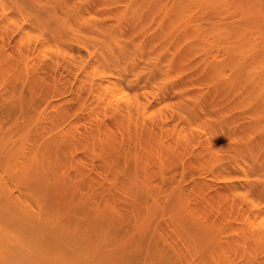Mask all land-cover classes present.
Segmentation results:
<instances>
[{
	"label": "rangeland",
	"instance_id": "obj_1",
	"mask_svg": "<svg viewBox=\"0 0 264 264\" xmlns=\"http://www.w3.org/2000/svg\"><path fill=\"white\" fill-rule=\"evenodd\" d=\"M6 1V0H5ZM5 1L3 0V2L5 3ZM31 1H33L34 3L33 4H31L32 2ZM37 1H38V4H37ZM29 0L28 2H31L30 4V6H27L29 3L28 2H26L25 0L24 1H22V0H19V2L17 1V3H16V1L15 0H10V2H12L13 4H12V7H11V3L9 2V0L8 1H6V4L4 5V7L6 6V7H9V11H8V15L9 16H11L10 14H12L13 15V21H14V23H15V25H19V23H20V25L22 26V24L24 23V21H25V24H23L24 26L25 25H27L28 27H29V29L30 30H32L31 28H33L34 29V31L32 30L31 31V33L32 32H36V34L35 33H33V35L35 34V36L39 33V34H41L42 35V37L44 38V41L45 42H48V44H50L51 42V47H54L55 48V46L56 47H59V49H61V50H59L60 51V53H58V54H61L62 52H63V55H57V57L56 58H53L54 56H55V54L53 53V54H48V52H46L45 54L46 55H39V58H38V60L36 59L37 57H38V54H41V53H37L36 54V50H38V48L35 50L36 52H35V55L37 56V57H32L33 59H35L34 61H30L28 58H30V55H32V56H35L34 55V52L32 53V54H30L29 56H28V54L29 53H27L26 55L28 56H24L25 55V52L23 53L22 52V50L23 49H21L22 47V45L20 46V43H19V41L22 39L23 40V38H20V37H18L17 38V36H21V34L19 33V31L17 32V31H15V33H16V35H15V33H14V30H13V32H11L10 30H8V28L7 29H5L4 30V27L5 26H1V25H3V23H4V25H6V23L5 22H3V20L2 19H4L3 17H2V19H0V34H3V35H0V36H2V38L4 39V41L1 39V37H0V44L1 43H3V42H5V40H7L6 41V43H4L6 46H4V48H5V52H6V50H7V52L9 53H7L8 55H7V58H6V53H4L5 54V58L6 59H1V60H5V61H3V62H0V65H3V66H1V67H3V68H1L0 67V76L2 77H0V93H3V94H5L6 93V91H4L5 90V88H6V90H7V92H8V90H10V88L8 87H6V85L5 84H7L8 86H9V82L11 83V81H13V84L11 83L10 85H12L13 86V88L16 86V88L18 89V91H17V89L16 88H14L13 90H14V92H18V94L17 93H15V95H14V93L12 92L11 93V95H13L12 97H13V101L14 100H16L18 97H20V96H22L21 95V93H19V91L22 89L23 91H24V93L25 94H28V96H29V94L31 95V97L34 99V100H29V99H31L30 97H28L29 99L27 100L26 99V103L27 102H29L30 104H34V101H35V104H37V105H35V108H39V111H41V110H44L45 111V114H47V118H46V120L45 121H47V122H49L50 124L52 123V125H53V127H49L50 129H52V128H54V129H56V130H54V129H52V132H53V134L55 135V133H54V131L55 132H57V131H59L60 129V131H62L63 129H67V130H69L68 128H70V132H72L71 131V128H72V130L74 129V131L73 132H75L78 136L77 137H79V138H81L82 139V141H83V143H82V147H80V149H78V151H76V154H79V156L81 155V160L83 161H81L80 159H77L78 161L80 160V162L81 163H83L84 165L82 166L83 168H84V171H86L85 172V175H84V178L82 177V176H80L79 178H77L78 180H80V178L82 177L85 181H86V178L87 179H89V178H91V179H93L95 176L96 177H99V173L101 174V173H103L104 175H107V177L110 179V178H112L111 177V173H112V175H113V172H114V169H113V172H111V170L112 169H109V168H111V166H114L113 164L112 165H107V163H109L110 164V157L108 158V157H106V159H109V161L108 160H106L107 162H105L104 163V161L105 160H102V159H104V156H106V154H104V153H106V152H103L102 150H101V147H99L100 145H99V141H97V143L98 144H96V143H90L91 141H88V143H87V139L89 138L88 136H90V134L92 133V131H93V135H96L97 136V133H100V134H98V136L100 137V138H102L103 136H107L108 134L106 133V132H109V135H110V138H111V136H112V138H114L113 140H118V144L120 145V143H124V146L123 147H127V149H126V147H125V149L127 150V152H130V151H132V150H137V149H140V146H141V149H143V150H141L140 149V151L138 150V153H137V151H135V152H133L132 151V153L130 152V156L129 157H132V155L134 154V153H137L139 156H141V157H143V158H141L140 160V164H139V170H138V172H140V173H137V175H142L143 177H139L138 176V180H139V182L141 183V182H144V181H146V185H144V183H143V186L145 187H148V188H146V191H145V189H144V187H143V191H145V192H147V189H148V195H153V194H151V188H152V190L154 191V192H152V193H154L155 195H153V197H157L156 198V204H155V207L153 208V213L154 212H156L155 214H151V212H150V215L148 216V214H147V210H144L143 209V211L144 212H146V213H144L141 209L142 208H140L139 209V207L140 206H138V213H142L141 215L140 214H138V215H140V216H142L143 218H144V216H143V214L145 215V216H147L148 218H149V220L148 221H151V222H153V223H151V227H153V226H157L156 227V229L157 230H159V231H156V229H155V231L153 232V233H156L155 235L157 236V232H161L162 233V235L163 236H165L167 239L169 238L172 242L171 243H175V242H173V237L174 236H172L173 234L174 235H176L175 234V232L173 231V229L175 230V228L173 227V223H174V220H176V219H174V217L176 218L177 217V220H178V218H180L179 220L181 221V223H184V225H186V223H187V225L188 224H190L191 222L190 221H192V223L191 224H193V222H197V223H199V222H203L204 221V223H210L209 225V229H210V231H211V234H213L212 236L213 237H215L216 236V238H217V234L219 235V238H221L220 240H221V242H223V246L224 247H227L229 250H226V249H223L225 252H223V253H227V255H229V256H231V257H233V259H235L234 260V262L236 261V262H239L240 261V263L242 262L241 260H243V258L244 257H247L248 255H250V256H248L249 258H246V259H244V264L246 263V264H253V262H254V264L256 263V264H264V260H262V259H264V253H261V252H264V247H261L260 245L257 247V244H255L254 242V246L252 247V245H253V243L251 244V247H249V251H246L247 249L245 248L246 246H245V243L247 244H249V242H243L244 241V239H243V237L245 236V235H243V233L245 234V232L246 231H248L249 232V230H250V227H249V229H248V226L249 225H247V224H244V223H247L249 220L248 219H246L247 217H248V215H250V217L249 218H251V217H255L256 216V211H258V212H260V214L261 213H264V210H262V208H264V201H262V200H264V199H262V197H264V195H262V194H264V104H262V103H264V102H260V100L262 101V100H264V97H260V96H262V95H264V90H262V88H264V78H262V76H264V57H260V56H264V55H261V54H264V46H261V44L262 43H264V39H262V38H264V36H262V35H264V0H226L227 1V5L225 4L226 3V1H222V2H220L219 4H218V2L216 1V2H209V1H207V4H205V1L204 2H202L203 4H205V5H202L201 7L199 6V5H201L202 3L200 2V4L199 3H197L196 1L193 3V2H188V3H190L189 5H188V3H187V6H188V8H189V10H188V8H184L183 7V9L184 10H186L185 11V13L183 12V14H186L187 16H189V17H187V16H185V21H183V22H186L187 21V26L189 27H175V28H173L174 26H172V25H169L170 24V21H169V19L167 18L169 15H168V13L170 12L169 11V9L171 10V8H174V7H170V6H174V5H171L172 3L171 2H174L173 0L170 2V0H163L164 2H162L161 1V3L160 4H157V6H150L148 3H147V1H145V0H114V1H112L111 0V2L109 1V0H106V1H108V3L105 1V0H46V1H48V2H46L45 0ZM45 2V3H43V2ZM50 1L52 2V6H49L50 5ZM55 1H57V2H55ZM61 3V6H60V3ZM62 1V2H61ZM72 1V2H71ZM201 1V0H200ZM1 2H2V0H1ZM7 2H9V3H7ZM21 2H22V5H19V7L18 6H16V4L18 5V3L19 4H21ZM42 2V3H41ZM54 2V3H53ZM83 2V4L81 5V3ZM139 2V3H138ZM160 2V1H159ZM167 2V3H166ZM199 2V1H198ZM225 2V3H224ZM35 3H36V5H35ZM39 3H41V5L39 4ZM49 3V4H48ZM69 3V4H68ZM166 3V4H165ZM196 3V4H195ZM229 3V4H228ZM54 4H56L55 6L57 7H55L54 6ZM147 4V5H146ZM151 4V3H150ZM7 5H9V6H7ZM26 5V6H25ZM33 5V6H32ZM42 5H45L46 6V9L45 10H51L52 9V11L54 10V17L56 18H58V20L60 21V26H61V23L63 22L62 20H64V17H66L65 18V20H66V22H69L70 20V22L72 23V24H70V26H67V27H69L71 30H73V31H70L69 30V28L68 29H66V28H63V27H61L62 29H66L67 31H68V34H66V32H65V35L63 36V34H62V37L64 38V41H63V39L61 38V36L60 35H58V37H55L56 38V40H54V42H53V40L52 39H50V42H49V38H47V34H48V32H49V34L52 36L53 34L55 35L56 33L58 34L59 32H56L55 33V30L54 31H52V29H50L52 32H54V33H51L50 32V30H47L48 28H55V29H57V31H58V27L56 28L55 26H57L58 24H59V22L57 23V25H56V23L55 22H57V20L55 19V21H51V18L50 19H48V21L47 20H45V18H46V16H45V18L43 19V24H47V25H43V24H41V28H42V30H40L41 28L39 27L40 25L39 24H37V23H39V22H41V21H36V19H34V16L32 17V15L34 14H37L38 13V11L40 12L41 11V6ZM47 5L50 7H47ZM59 5V6H58ZM64 5V6H63ZM127 7H125V6ZM166 5V6H165ZM177 5V4H176ZM224 5H226V7L224 6ZM186 6V7H187ZM195 6V7H194ZM218 6H221V7H218ZM222 6L224 7V8H222ZM30 7V8H29ZM63 7V8H62ZM70 7V8H69ZM71 7H72V9H71ZM149 9H148V8ZM158 7V8H157ZM176 7V6H175ZM194 7V8H193ZM30 11H28L27 9ZM43 8H44V6H43ZM76 8V9H75ZM119 8V9H118ZM157 8V9H156ZM166 8H169L168 9V11H167V9ZM195 8H197V9H195ZM198 8H200V10H198ZM219 8H221L220 9V12H219ZM8 9V8H7ZM11 9V10H10ZM62 9V10H61ZM75 9V10H74ZM124 9V10H123ZM135 9H137L136 11H135ZM223 9V10H222ZM20 10V11H19ZM24 10V11H23ZM45 10H42V11H45ZM57 10V11H56ZM61 11V13H62V16H64L63 18H62V16L60 15L61 13H60V11ZM64 10V11H63ZM74 10V11H73ZM79 10V11H78ZM149 10V11H148ZM151 10V11H150ZM153 10V11H152ZM155 10V11H154ZM192 10H194V11H192ZM226 10V11H225ZM233 10V11H232ZM11 11H12V13H11ZM23 11V12H22ZM36 11V12H35ZM59 11V12H58ZM63 11V12H62ZM135 13H134V12ZM144 11V12H143ZM191 11V12H190ZM203 11V12H202ZM233 12V14L231 13V12ZM15 12V13H14ZM17 12V13H16ZM18 12H20L22 15H24L23 17H25L26 18V16H27V19H28V21H29V23H28V21H27V19H21V18H23L22 16H19V14L20 13H18ZM27 12V13H26ZM32 12V13H31ZM34 12V13H33ZM56 12L58 13V14H56ZM68 14V16H67V14ZM70 12V13H69ZM80 12H81V14H80ZM107 12V13H106ZM129 12V13H128ZM157 12V13H156ZM168 12V13H167ZM177 12V11H176ZM182 12V11H181ZM187 12V13H186ZM202 12V13H201ZM205 12V13H204ZM225 12H226V14H225ZM14 13V14H13ZM29 13H31V14H29ZM79 14V16H74V14ZM87 13V14H86ZM89 13V14H88ZM99 13V14H98ZM121 13V14H120ZM134 13V14H133ZM139 15H138V14ZM141 13H143L142 15H141ZM160 13V14H159ZM191 13V14H190ZM224 13V14H223ZM18 14V15H17ZM20 14V15H21ZM64 14V15H63ZM66 14V15H65ZM73 15V17H70V15ZM75 14V15H76ZM92 14V15H91ZM130 14V16H128ZM149 16H148V15ZM151 14V15H150ZM156 14V15H155ZM198 14V15H197ZM204 14V15H203ZM57 15H59V16H57ZM82 15V16H81ZM85 15V16H84ZM88 15V16H87ZM100 15V16H99ZM153 15V16H152ZM162 15V16H161ZM195 15V16H194ZM201 15V16H200ZM224 15V16H223ZM231 17H230V16ZM233 15V16H232ZM29 16V17H28ZM61 16V18H59ZM85 18H84V17ZM132 16V17H131ZM178 16V15H177ZM221 16H223V17H221ZM228 16V17H227ZM15 17H16V19H15ZM38 18V16H36L35 15V18ZM49 17V16H48ZM67 17L69 18V20H67ZM83 17V18H82ZM94 18V20H92L93 18ZM99 17V18H98ZM149 19H148V18ZM198 19H197V18ZM245 17V18H244ZM247 17V18H246ZM18 18V19H17ZM30 18H32V19H30ZM40 18V17H39ZM38 18V20H40ZM53 18V17H52ZM75 19V20H73V19ZM87 18V19H86ZM90 18V19H89ZM133 18V19H132ZM143 18V19H142ZM151 18H154L153 20H151ZM226 18V19H225ZM253 18V19H252ZM259 18H260V20H259ZM21 19V20H20ZM81 19V21H79ZM130 19V20H129ZM193 19V21H191ZM197 19V21H195ZM245 19V20H244ZM5 20V19H4ZM24 20V21H23ZM65 20H64V22H65ZM85 20H86V22H85ZM124 20V21H123ZM259 20V21H258ZM262 20V21H261ZM47 21V22H46ZM49 21H51L53 24H54V26H53V24L52 23H49ZM75 21V22H74ZM76 21H77V23H76ZM91 21V22H90ZM96 21V22H95ZM97 21H99V22H97ZM131 21V22H130ZM138 21V22H137ZM160 21H163L162 23L164 24V26L162 25V26H158V24L159 25H161L162 23L160 22ZM191 21V22H190ZM220 21V22H219ZM253 21V22H252ZM254 21H256V24H255V22ZM261 21V22H260ZM3 22V23H2ZM17 22H18V24H17ZM23 22V23H22ZM37 22V23H36ZM45 22V23H44ZM125 22L127 23V24H125ZM141 22V23H140ZM156 22V23H155ZM197 24H200V25H195L196 23ZM244 22H245V24H244ZM249 23V25L250 26H252V25H254L255 26V28L257 29H254V28H252V31L251 32H253L254 33V35H256L255 34V31H253V30H256V32H259V33H257V37L256 36H253V33H249V31L248 30H250L251 28H250V26L248 25L247 26V24ZM253 24H252V23ZM259 22V23H258ZM22 23V24H21ZM79 23H82V24H79ZM83 23H85L86 24V26H84L85 27V29H83L84 27H82L83 25H85V24H83ZM96 23V24H95ZM138 23V24H137ZM161 23V24H160ZM221 23H223V25L221 24ZM226 23V24H225ZM233 23H238V24H233ZM240 23H242V24H240ZM30 24V25H29ZM76 24H77V26H76ZM89 24H91V25H93V27L92 26H90ZM98 24V25H97ZM134 24V25H133ZM136 24V25H135ZM202 24H203V27H202ZM233 24V25H232ZM14 25V24H13ZM15 25H14V27H15ZM19 25V26H20ZM67 25H68V23H67ZM80 25V26H79ZM96 25V26H95ZM117 25H118V27H117ZM120 25V26H119ZM150 25V26H149ZM168 25H169V27H168ZM192 25H193V27H192ZM214 25V26H213ZM223 27H222V26ZM239 25V26H238ZM257 25V26H256ZM7 26V25H6ZM50 26V27H49ZM59 26V25H58ZM79 26V27H78ZM87 26H90V27H87ZM95 26V27H94ZM116 26V27H115ZM139 26V27H138ZM191 26V27H190ZM196 26V27H195ZM217 26V27H216ZM225 26H226V28H225ZM228 26V27H227ZM230 26V27H229ZM237 28H236V27ZM244 26V27H243ZM8 27V26H7ZM26 27V26H25ZM28 27H26V28H28ZM80 27H82V29L80 28ZM87 27V28H86ZM98 27V28H97ZM158 27L160 28V30L158 29ZM201 27V28H200ZM210 27H211V29H210ZM219 27H221V28H219ZM235 27V28H234ZM243 27V29H245V31H246V28L247 27H249V28H247V35H246V33H245V35H246V37H245V39H247V38H249L248 40L249 41H251L254 37L255 38H257L256 39V41H255V44H254V47H252L251 45H250V43H248L247 45H243V44H239V45H241V47L239 48L240 50V53L239 52H236V53H238V54H236V53H232V50H231V52H230V48L228 49V45H230V46H232L231 44L233 43V36H235V33H236V31L237 30H239V29H241ZM253 27V26H252ZM40 28V29H39ZM44 28H45V30H44ZM53 28V29H54ZM73 28V29H72ZM163 28V29H162ZM172 28H173V30H172ZM188 29V31H187V29ZM197 28H199V32L200 33H198V29ZM208 29V31H207V29ZM217 28V29H216ZM219 28V29H218ZM239 28V29H238ZM259 28V29H258ZM35 29H38V30H35ZM89 29V30H88ZM93 29V30H92ZM161 29H162V31L164 30V32H162L161 31ZM166 29H167V31H169V29H170V31L172 30V32H167L166 31ZM184 30V32H183V30ZM190 29H192L191 31H190ZM202 29V30H201ZM204 29V30H203ZM206 29V30H205ZM214 29L216 30V31H214ZM221 29V30H220ZM225 29H226V31H225ZM233 29V30H232ZM44 30V31H43ZM65 30V31H66ZM75 30L77 31V33L75 32ZM95 30H97V32L95 31ZM103 30H105V31H103ZM211 30V32L210 33H212V32H216V33H212V36H214V37H212L211 36V34H208V32ZM217 30H220L222 33H224V36H223V34L221 33V32H219V31H217ZM224 30V31H223ZM236 30V31H235ZM260 30V31H259ZM2 31V32H1ZM5 31V32H4ZM42 33H41V32ZM89 31V32H88ZM187 31V32H186ZM193 31H195L194 33H193ZM207 31V33H205V32ZM232 31V32H231ZM233 31H234V33H233ZM6 32H8L7 34H6ZM38 32V33H37ZM47 34H46V33ZM63 32V31H62ZM72 32H73V34H72ZM75 32V33H74ZM95 32V33H94ZM102 32V33H101ZM189 32H191L192 34H191V36H190V33ZM203 34H202V33ZM262 34H261V33ZM17 33H19V34H17ZM173 33H174V35H173ZM180 33V35H177V34H179ZM189 33V34H188ZM197 34V37H196V34ZM226 33V34H225ZM249 33V34H248ZM59 34H61V32L59 33ZM74 34H75V37H74ZM94 34V36H92ZM103 34V35H102ZM115 34V35H114ZM117 34H119V35H117ZM167 34V35H166ZM169 34H171V36L169 35ZM193 34H195V35H193ZM214 34H216V35H214ZM250 34H252V36L250 35ZM258 34H260V37H259V35ZM78 35H81V36H78ZM90 35V36H89ZM163 35V36H162ZM164 35H166V38H167V40L165 39V36ZM184 35V36H183ZM193 35V36H192ZM218 35H220V36H218ZM248 35H250V36H248ZM38 36H40V35H38ZM65 36H67L66 38H65ZM77 36V37H76ZM84 36V37H83ZM92 36V37H91ZM179 36V37H178ZM182 36V37H181ZM186 36V37H185ZM195 36V37H194ZM205 36H207V37H205ZM208 36H209V39H207L208 38ZM10 37V38H9ZM49 37V36H48ZM72 37H73V39H72ZM79 37H81V38H79ZM186 38V40H185V38ZM188 37V38H187ZM190 37H192V39L194 38V40H191L190 39ZM200 37L202 38L201 40H200ZM231 37V38H230ZM253 37V38H252ZM262 37V38H261ZM33 38V37H32ZM35 38V37H34ZM33 38V39H34ZM37 36H36V38H35V40H37ZM54 38V37H53ZM54 38V39H55ZM61 38V39H60ZM84 38H86V40L84 39ZM109 38V39H108ZM170 38V39H169ZM178 38V39H177ZM198 38V39H197ZM220 38V39H219ZM222 38V39H221ZM252 38V39H251ZM259 38H260V40H262L261 42L259 41ZM19 39V40H18ZM73 41H72V40ZM82 39V40H81ZM88 39V40H87ZM94 39V40H93ZM98 39V41L96 42V40ZM168 39H169V41H168ZM189 39V40H188ZM196 39V40H195ZM205 39V40H204ZM207 39V40H206ZM219 39V40H218ZM225 39H226V41H225ZM38 40H41V39H38ZM37 40V41H38ZM43 40V39H42ZM59 40V41H58ZM61 40V41H60ZM74 40H75V42H74ZM84 40V41H83ZM167 42H166V41ZM174 40V41H173ZM185 40V41H184ZM193 42V43H191V41ZM212 40H214V41H212ZM216 40V41H215ZM221 40V41H220ZM253 40H252V42H253ZM16 41H18V42H16ZM71 41V42H70ZM101 41V42H100ZM165 41V43H163ZM180 41V42H179ZM182 41H183V43H182ZM9 42V43H8ZM41 43H42V41H40ZM58 42V43H57ZM68 42V43H67ZM69 42H70V44H69ZM74 42V44H72ZM116 43V45H113V44H115ZM185 42V43H184ZM189 44H191L190 46H192V47H189V45H188V43ZM194 42H202L201 44L200 43H194ZM203 42H205L204 44H203ZM220 42V43H219ZM232 42V43H231ZM259 44H258V43ZM16 43V44H15ZM17 43H19L18 45H17ZM62 43V44H61ZM90 43V44H89ZM105 43H107V44H105ZM111 43V44H110ZM169 44V46H168V44ZM173 44L172 46H175V47H172L170 44ZM211 43H214V44H211ZM220 44V45H217V44ZM223 43V44H222ZM226 43V44H225ZM254 43V42H253ZM253 43H251V44H253ZM257 43V44H256ZM40 44V43H39ZM38 44V45H39ZM53 44V45H52ZM72 44V45H71ZM77 44V45H76ZM102 45V47L104 46L105 47V49H107V50H105V51H107V52H105V51H103V49H104V47H103V49H101V47H100V49H99V46L98 45ZM167 44V45H166ZM198 44V45H197ZM211 44V45H210ZM8 45H10V46H8ZM61 45V46H60ZM80 45V46H79ZM122 45V46H121ZM166 45V46H165ZM208 45H209V47H208ZM236 45H238V43L236 44ZM255 45H257V46H255ZM1 47H2V44L0 45ZM8 46V47H7ZM40 46H41V44H40ZM68 46V47H67ZM79 46V47H78ZM81 46H83V47H81ZM186 46H187V51L185 50L186 49ZM200 46V47H199ZM220 46V47H219ZM227 46V47H226ZM243 46L245 47V48H243ZM11 47V48H10ZM50 47V48H51ZM62 47L64 48V49H62ZM119 47H120V49H122L123 47V51H126V52H124V53H126V54H123V52H122V50H120L121 52H122V55L120 54V51H119ZM206 49H205V48ZM212 47V48H211ZM69 50H68V49ZM91 48V49H90ZM112 48H114V49H112ZM115 48L116 49H118L117 51L115 50ZM184 48V49H183ZM202 48V49H201ZM256 50H254V49ZM1 49V48H0ZM9 49V50H8ZM12 51H11V50ZM21 49V50H20ZM40 49V48H39ZM67 49V51H66V54H65V50ZM99 49V50H98ZM109 49H110V51H109ZM201 49V50H200ZM208 49H210V50H208ZM244 49H245V51H244ZM2 50H4V49H2ZM57 50H58V48H57ZM64 50V51H63ZM112 50V51H111ZM182 50H184V51H186V52H184V51H182ZM200 50V51H199ZM203 50V51H202ZM217 50H219V51H217ZM229 50V51H228ZM250 50V51H249ZM10 51H11V53H10ZM18 51V52H17ZM93 51V52H92ZM96 51V52H95ZM102 51V52H101ZM119 51V52H118ZM129 51H131V52H129ZM214 51V52H213ZM225 51V52H224ZM228 51V52H227ZM247 51H248V53H247ZM18 54H17V53ZM19 52H22L21 54L24 56H22L21 54V57H23V58H26L27 57V59L28 60H26V59H24V61L23 62H21V60L20 59H23V58H20L19 57ZM39 52V51H38ZM67 52H70V53H68L67 54ZM92 52V53H91ZM97 52L99 53V54H97ZM207 52H208V54H207ZM222 52V53H221ZM242 52H244V53H242ZM14 53V54H13ZM51 53V52H50ZM91 53V54H90ZM104 53V54H103ZM112 53V54H111ZM214 55H213V54ZM218 53H220L219 55H218ZM255 53V54H254ZM259 54V56H258V54ZM15 54H17V55H15ZM211 54V55H210ZM224 56H222V55ZM227 54V55H226ZM229 54V55H228ZM232 54V55H231ZM244 54H246V56L244 55ZM9 55L13 58H11V57H9ZM48 55V56H47ZM71 55V56H70ZM73 55V56H72ZM94 55H95V57H94ZM98 55H101V57H100V59L103 61V60H105V62H106V60H107V62H109L108 61V59L110 60V63H107V64H111L112 63V61H113V59H112V57L114 56V59L116 58V56L118 55L120 58H121V56H122V58H124V57H126V58H124V59H120V60H127V58H128V62L126 61V65L124 66L123 64V67H121V69L122 70H124V72H126V73H124V76L126 77V75H127V77H128V80H130V79H132L133 77L135 78H133L132 80H136V82H137V84H136V82L134 83V81H132V80H130V82L133 84H135V86H134V84H133V86L134 87H132V86H130V85H132L131 83L129 84V83H127V85L129 84V87H130V89H129V91L130 92H133V93H135L136 95H138L139 96V98H140V100H141V102L143 103V104H145V103H148V104H145V106L147 107V110H146V107H144V106H142L143 107V109L142 110H144V108H145V110L144 111H142L141 109H140V113L141 112H143V114L144 115H142V113L140 114V115H142V116H140L139 117V119H138V123L139 122H141V123H139L140 124V126L139 127H137V128H139L137 131H135V133H134V130L133 129H135L134 127V125L133 126H131L130 128L131 129H129V127L128 126H130V124L128 125V124H126L127 122V120H123L122 122V124H124V125H120V122H121V119L120 118H118L117 116H115L113 113H112V111H113V109L111 108V107H107L106 109L107 110H105V108H104V106H103V108L101 107L102 105H104V103H103V101H101L100 102V100H98L97 99V97H96V95L94 94V93H90V91H89V82H88V80H86L85 79V82H82V77L81 76H83V74H85V70H82V69H80V66L79 65H82L80 62H78L79 60H81V61H90V59H91V57H94L96 60L97 59H99V56ZM107 55V57L108 58H106L105 56ZM111 57H110V56ZM125 55V56H124ZM127 55V56H126ZM208 55V56H207ZM210 55V56H209ZM226 55V56H225ZM235 55V56H234ZM252 55V56H251ZM257 57H256V56ZM117 56V57H118ZM212 56L214 57L215 56V60H214V58H212ZM221 58H220V57ZM228 56V57H227ZM243 56V57H242ZM68 57H71L70 59L68 58ZM212 59H211V58ZM233 57V58H232ZM235 57V58H234ZM9 58H11V59H9ZM17 58V59H16ZM20 58V59H19ZM44 60H43V59ZM73 58V59H72ZM80 58V59H79ZM104 58V59H103ZM208 58L211 60V61H209L208 60ZM218 58V59H217ZM219 58L221 59V60H219ZM223 58V59H222ZM225 58V59H224ZM252 58H254V59H252ZM72 59V60H71ZM94 59V60H95ZM217 59V60H216ZM236 59V60H235ZM6 60H9L8 62L9 63H11V61H13V60H16V61H13V64L11 63L10 65H11V68H12V73H10L9 72V68H10V66H7V64L5 63L6 62ZM20 60V61H19ZM51 60H53L52 61V63H51ZM63 60V61H62ZM65 60H70V61H72L71 63L70 62H67V61H65ZM75 60V61H74ZM93 59H91V61H92ZM133 60H135V62L133 61ZM137 60V61H136ZM214 60V61H213ZM219 60V61H218ZM224 60V61H223ZM234 60V61H233ZM240 62H239V61ZM26 61H28V64L27 65H29V64H31V65H29V66H26L25 67V63H26ZM30 61V62H29ZM36 61V62H35ZM43 61V62H42ZM48 61H50V62H48ZM64 61L66 62L65 64H64ZM77 61V62H76ZM84 61V62H85ZM100 61V60H99ZM99 61H97V64H98V66L100 67H102L103 65V63L104 62H102V64L101 63H99ZM134 63H133V62ZM141 61V62H140ZM208 61V62H207ZM236 61V62H235ZM238 61V62H237ZM31 62H34V65H33V63H31ZM41 62V63H40ZM55 64H54V63ZM58 62V63H57ZM75 62V63H74ZM124 62V61H123ZM137 62V63H136ZM212 62V63H211ZM213 62H214V64H213ZM223 62H224V64H223ZM229 62V63H228ZM231 62V63H230ZM9 63H8V65H9ZM14 63H15V65H14ZM21 65H19V64ZM46 63H47V65H46ZM80 63V64H79ZM141 63V64H140ZM208 63V64H207ZM216 63V64H215ZM220 63V64H219ZM234 63H235V65H234ZM243 63H244V65H243ZM60 64V65H59ZM77 64H79V65H77ZM101 64V65H100ZM125 64V63H124ZM128 64V65H127ZM137 64V65H136ZM211 64H213L214 65V67L211 65ZM233 64V65H232ZM242 64V65H241ZM249 64V65H248ZM13 65V66H12ZM18 65V66H17ZM36 65V66H35ZM79 66V67H76V68H78V69H76L74 66ZM106 65V64H105ZM131 65V66H130ZM208 65H210V66H212V68L210 67H207ZM216 65V66H215ZM222 65H223V67H225L224 68V70H223V68H222ZM248 65V66H247ZM31 66V67H30ZM33 66H34V68H33ZM134 66H135V68H134ZM137 66L139 67V68H137ZM239 66V67H238ZM4 67H9L8 68V71H6L7 73H10V74H6V72L4 71V70H6L7 68H4ZM18 67H20V68H18ZM23 67V68H22ZM25 67V68H24ZM39 67H40V69H39ZM54 67V68H53ZM100 67V69H103L104 70V68H105V71H107L108 73H109V70L110 71H112L111 69H106V67L104 66L103 68H101ZM110 68L112 67V69H113V66H109ZM216 67V69H214ZM218 67V68H217ZM229 67V68H228ZM10 68V69H11ZM26 68H28V72H29V77H30V75H31V77L33 78V77H36V78H38L36 81L38 82V84L37 85H39V84H41L42 82V80H43V83H42V85H43V87H41L42 85H40V87H41V89L39 88V86L36 88V87H34L36 84H35V82H34V86L33 85H31V83H32V81L34 80H30L31 81V83L29 84V85H31V86H33L32 88H28L27 86H28V83L26 82V83H23V81L25 82V80L27 81V77H28V75H27V71H26V75H27V77L24 79V78H22V76H23V72H25V69ZM1 69H4V70H2V71H4V72H2L1 71ZM16 69V70H15ZM18 69V70H17ZM24 69V70H23ZM31 69V70H30ZM33 69H35V70H33ZM38 69H39V71H38ZM46 69V70H45ZM99 69V68H98ZM207 69V71H204V70H206ZM212 69V70H211ZM214 69V70H213ZM20 70V71H19ZM43 70V71H42ZM53 70V71H52ZM71 70V71H70ZM79 72H78V71ZM82 70V71H81ZM103 70H102V72H103ZM210 70V71H209ZM217 70H219L220 72H219V74H218V71ZM243 70H245L246 71V74H244L243 75V73H245V71H243ZM15 71H16V73L18 72V74H16L15 73ZM23 71V72H22ZM48 71V72H47ZM52 71V72H51ZM215 72V73H213V72ZM224 71V72H223ZM232 71V72H231ZM260 71L262 72V75L260 74ZM1 72L2 73H4V74H6V75H2L1 74ZM20 72V73H19ZM21 72H22V74H21ZM38 72V73H37ZM75 72H77V73H75ZM80 72H81V75H80ZM83 72V73H82ZM140 72H141V74H140ZM205 72V73H204ZM211 72V73H210ZM229 72V73H228ZM248 72V73H247ZM250 72V73H249ZM31 73H33V74H31ZM121 73V72H120ZM163 73V74H162ZM235 73V74H234ZM254 74L253 76H252V74ZM258 73V74H257ZM15 74V75H14ZM21 74V75H20ZM39 74V76H37ZM43 74V75H42ZM77 74V75H76ZM135 74V75H134ZM203 74V75H202ZM213 74H215L214 76H213ZM222 74V75H221ZM249 74V75H248ZM251 74V75H250ZM10 75H13V76H10ZM21 76V77H18V76ZM36 75V76H35ZM41 75V76H40ZM47 75V76H46ZM76 75V76H75ZM206 75V76H205ZM239 75V76H238ZM243 75V76H242ZM255 75H257V77H258V79H259V77H261L260 79H262L261 81H262V83H261V81H259V80H257L256 78H254V79H256V80H254V82H253V79H250V78H253V77H255ZM8 76H9V78H11V77H13L14 79H9L8 78ZM42 76H43V78H42ZM85 76V75H84ZM205 76V77H204ZM213 76V77H212ZM216 76V77H215ZM219 78H218V77ZM245 76V77H244ZM23 77H25V75L23 76ZM30 77V78H31ZM51 77H52V79H51ZM78 77H80V78H78ZM204 77V78H203ZM222 77V78H221ZM242 77V78H241ZM246 77H248V79L246 78ZM4 78V79H3ZM6 78H7V80H6ZM19 78V79H18ZM31 78V79H32ZM75 78H77V79H75ZM215 78H217V79H215ZM221 78V79H220ZM224 78H226V79H224ZM244 78V79H243ZM22 79V80H21ZM24 79V80H23ZM40 79V80H39ZM42 79V80H41ZM127 79V78H126ZM125 79V80H126ZM219 79V80H218ZM245 79H247L246 81H245ZM9 80H11V81H9ZM45 80H47L46 82H45ZM51 80V81H50ZM55 80V81H54ZM81 80V83H79V81ZM221 80V81H220ZM229 81V82H227V81ZM239 80V81H238ZM29 81V82H30ZM54 81V82H53ZM59 81V82H58ZM232 81H233V83H232ZM238 82L239 84H237V86H236V84L234 83V82ZM243 81H245L244 83H243ZM257 83H256V82ZM7 82V83H6ZM36 82V83H37ZM86 82H88V84L86 83ZM127 82H129V81H127ZM226 82V83H225ZM246 82H248V83H246ZM259 82H260V84H259ZM61 83V84H60ZM242 83H243V85H242ZM253 83V84H252ZM255 83H256V85H255ZM22 84H24L23 85V87H22ZM44 84L46 85V86H44ZM52 84H54V85H52ZM77 84V85H76ZM259 84V85H258ZM47 85H49L50 87H48ZM227 85H229V86H227ZM245 85V86H244ZM253 85H255V86H257V87H255V86H253ZM31 86H29V87H31ZM58 86H60V87H58ZM232 86V87H231ZM261 86V88H258V87H260ZM5 87V88H4ZM11 87V86H10ZM45 87H47V91L45 90ZM55 87V88H54ZM128 87V88H129ZM135 87H136V90H135ZM138 87V88H137ZM231 87V88H230ZM234 87V88H233ZM252 87V88H251ZM254 87V88H253ZM4 88V89H3ZM26 88V89H25ZM33 88H35V89H33ZM80 88V89H79ZM84 88V89H83ZM12 89V88H11ZM20 89V90H19ZM31 89V90H30ZM37 89V91H34V90H36ZM38 89H40L41 91H46L45 93L46 94H43L44 92H41L40 90H38ZM50 89V90H49ZM82 89V90H81ZM86 89V90H85ZM227 91H226V90ZM234 89V90H233ZM251 89V90H250ZM259 89V90H258ZM27 90H29V91H27ZM32 90L34 91V93L32 92ZM55 92H54V91ZM57 90V91H56ZM84 90V91H83ZM229 90V91H228ZM238 90V91H237ZM12 91V90H11ZM10 91V92H11ZM42 93H40V92ZM89 91V92H88ZM225 91V93L224 94H222L223 92ZM243 91V92H242ZM10 92H8V94H5V95H10ZM232 92V93H231ZM246 92V93H245ZM258 92H260V94H258ZM262 92V93H261ZM33 93V94H32ZM38 93V94H37ZM53 93V94H52ZM57 95H56V94ZM59 93V94H58ZM64 93V94H63ZM236 93V94H235ZM19 94H20V96H19ZM24 94V95H25ZM41 96H40V95ZM144 94H145V96H144ZM204 94V95H203ZM231 96H230V95ZM253 94V95H252ZM37 95H39V97L37 96ZM47 96V97H44L43 98V96ZM79 95H80V97H79ZM94 95H95V97H94ZM206 95V96H205ZM219 95H221L220 97H219ZM227 95V96H226ZM229 95V96H228ZM233 95H235V96H233ZM246 95V96H245ZM25 96H27V95H25ZM81 96H83V97H81ZM150 96H152V97H150ZM154 96V97H153ZM198 97L197 99H196V97ZM202 98H201V97ZM205 98H204V97ZM257 96V97H256ZM259 96V97H258ZM23 97V96H22ZM21 97V98H22ZM37 97V98H36ZM42 97V98H41ZM144 97H145V99H144ZM209 97V98H208ZM25 97H23V99H24ZM27 98V97H26ZM41 98V99H40ZM48 98V99H47ZM151 100H150V99ZM155 98V99H154ZM200 98V99H199ZM244 98V99H243ZM20 99V98H19ZM23 99H20V100H23ZM37 99H39V100H37ZM45 99V100H44ZM79 99V100H78ZM81 99V100H80ZM199 99V100H198ZM202 99V100H201ZM206 99V100H205ZM215 99V100H214ZM221 99H222V101H221ZM223 99H224V101H223ZM18 100V99H17ZM25 100V99H24ZM23 100V102H25ZM43 102H41V101ZM90 101V103H93V104H90L89 103V101ZM93 100H94V102H95V104H94V102H93ZM96 100V101H95ZM217 100V101H216ZM52 101H53V103H52ZM78 101V102H77ZM80 101V102H79ZM180 101H181V103H180ZM182 101H183V103H182ZM189 101V102H188ZM260 102V104L259 105H261V107L258 105V103L257 102ZM17 102V101H16ZM47 102V103H46ZM98 102L99 103H102V104H98ZM198 102H200V104L197 103ZM210 102H212V103H210ZM25 103V104H26ZM55 103H57V104H55ZM82 103V104H81ZM185 103V104H184ZM190 103H192V105L190 104ZM195 103V104H194ZM257 103V105H255V104ZM24 104V103H23ZM30 104H27L28 106H30ZM49 104V105H48ZM81 104V105H80ZM84 104V105H83ZM87 104V105H86ZM88 104H89V106L90 105H92L91 107H90V112L88 111L89 109H88ZM42 105V106H41ZM99 105V106H98ZM178 105H179V107H178ZM189 105V106H188ZM191 105V106H190ZM196 105H197V107H196ZM201 105V106H200ZM27 106V107H28ZM36 106H38V107H36ZM48 106V107H47ZM50 106V107H49ZM54 106V107H53ZM86 106H87V108H86ZM105 106H107V105H105ZM255 106H256V108H255ZM24 107V106H23ZM26 107V106H25ZM27 107H26V109H27ZM56 107V108H55ZM59 107H61V109L59 108ZM63 107V108H62ZM64 107L66 108V110L64 109ZM80 107V108H79ZM99 107H101L100 109H99ZM149 107V108H148ZM195 107H196V109H195ZM200 109H199V108ZM85 108H86V110H85ZM91 108H92V110H91ZM36 109V110H37ZM58 109H60V111H58ZM63 109H64V111H63ZM84 109V110H83ZM99 110V113H97V112H95L96 110ZM112 109V110H111ZM195 109V110H194ZM197 109H199V111L197 110ZM95 110V111H94ZM103 110H105L104 112H103ZM168 110V111H167ZM172 110V111H171ZM174 110V111H173ZM191 110V111H190ZM202 110V111H201ZM23 111H25L24 109H23ZM38 111V110H37ZM51 111V112H50ZM61 111L62 112H64L63 114H64V117H65V115H66V119L63 121L64 122V124L62 125L61 123H60V120H59V118L57 117V116H61L62 115V113H61ZM66 111V112H65ZM70 111H71V113H70ZM77 111H78V113H77ZM87 111V112H86ZM92 111V112H91ZM108 111V112H107ZM149 111V112H148ZM184 111V112H183ZM186 111H188V114H187V112ZM190 111V112H189ZM192 111H194L195 113H196V116H194L195 114L194 113H192ZM57 112H58V114L59 115H56L57 114ZM107 112V113H106ZM176 112V113H175ZM179 112V113H178ZM181 112H183V115H184V117L182 116V114H181ZM186 112V113H185ZM21 114H22V112H20ZM33 113V112H32ZM31 113V114H32ZM52 113H55V114H53L54 116H56V117H54L53 115H52ZM92 113V114H91ZM94 113V114H93ZM101 113V114H100ZM134 113V112H133ZM148 113V114H147ZM185 113V114H184ZM194 114L193 116L194 117H196V119L194 118L193 120H192V114ZM36 113H34V114H32L33 115V119H31V120H29V119H26L27 120V123L29 122V121H31L32 122V120H33V122L30 124L31 125V127H30V125H29V127L27 126V123H25L26 125H24V127H22V125H21V127L23 128V129H21V127H19V126H16L15 124H13V130H12V134L13 133H15V134H18L19 132H21V133H19L18 134V136L17 135H15L14 136V138H16V136L18 137V138H21V136H20V134H22V131H25L27 128H29V130L27 129L26 131L28 132V134L30 135V136H33V137H31V141L33 140V139H35V140H33L32 142L33 143H35L34 141H36V143H37V141H39L40 143L42 142V141H40L41 139L43 140V138L41 137V136H39L40 137V139H39V137H38V134L39 133H41L40 135H42V136H44V133H46L45 132V130L44 131H42V128H41V124L40 123H38V122H40V121H37V119H38V117L36 118V122L39 124V126H37L36 124L34 125L33 123H34V115H35ZM48 114H50L51 116H49ZM69 114V115H68ZM78 114V115H77ZM89 114V115H88ZM149 114H151V115H149ZM158 114V115H157ZM181 115V117H180V115ZM15 115H19L18 113L16 114L15 113ZM29 115V114H28ZM28 115L27 116H25V117H23V115H20V116H18V121H19V123L21 124H24L23 123V121L24 122H26L25 121V118L26 117H28ZM83 115V116H82ZM90 115H92V116H90ZM100 115V116H99ZM111 115V116H110ZM135 115V114H134ZM133 115V116H134ZM139 114H136L134 117V119H132V120H134V123L135 122H137V121H135V119L137 120V116H138ZM165 115V116H164ZM179 115V116H178ZM188 115V116H187ZM30 116V115H29ZM94 116H95V118H94ZM96 116H97V118H96ZM148 116V117H147ZM152 116H154V119L151 117ZM157 116H158V118H157ZM185 116H187V117H185ZM17 117V116H16ZM163 117V118H162ZM165 117V118H164ZM183 117V118H182ZM21 118H22V120H21ZM49 118L50 119H53V120H50L49 121ZM57 118H58V120H57ZM78 118V119H77ZM141 118V119H140ZM142 118H143V120H142ZM146 118H148L149 120H147ZM185 118V119H184ZM61 119H62V117H61ZM153 119V120H152ZM162 119V120H161ZM163 119H164V121L166 122V123H164L163 122ZM186 119H188L187 121L188 122H185L184 123V121H186ZM200 119V120H199ZM206 119V120H205ZM63 120V119H62ZM67 120V121H66ZM98 120V121H97ZM119 122H117V121ZM144 121L143 123H142V121ZM204 120V121H203ZM208 120V121H207ZM20 121H22V122H20ZM76 121V122H75ZM79 121V122H78ZM125 121V122H124ZM195 121V122H194ZM198 121V122H197ZM199 121H201V122H199ZM6 122V121H5ZM35 122V123H36ZM73 122H75L74 124H73ZM133 122V121H132ZM131 122V123H132ZM161 122V123H160ZM193 122V123H192ZM67 123V124H66ZM72 123V124H71ZM77 123H78V127H77ZM120 125V128L118 127L119 125ZM138 123H135L136 124V126H137V124ZM146 123V127H144L145 124ZM187 123H189V125L187 124ZM199 125H198V124ZM55 124V125H54ZM98 124V125H97ZM102 124V125H101ZM138 124V125H139ZM142 124V125H141ZM148 124H150V125H148ZM184 124V125H183ZM200 124H202V125H200ZM32 125H33V127H32ZM104 125V126H103ZM116 125V126H115ZM118 125V126H117ZM128 125V126H127ZM149 127H151V128H153V129H148V126ZM171 125V126H170ZM17 128H16V127ZM34 126H36L35 128H34ZM71 126H74V128L73 127H71ZM128 128H127V127ZM174 126V127H173ZM37 127H39L38 129H40V130H38L37 129ZM103 127V128H102ZM162 127V128H161ZM169 127V128H168ZM173 127V129H170V128H172ZM20 128V129H19ZM33 128V129H32ZM49 128H45L46 129V131L48 132V130L51 132V130L49 129ZM125 128V129H124ZM127 128V129H126ZM136 128V129H137ZM147 128V129H146ZM185 128H187L186 130H184ZM16 129H18V130H20V131H18L17 130V132L18 133H16L15 131H16ZM32 129V130H31ZM35 129V130H34ZM36 129L39 131L38 132V134L36 135ZM108 129V130H107ZM118 129V130H117ZM135 129V130H136ZM140 129H141V131H140ZM163 129V130H162ZM176 129H177V131L178 132H180V133H178L177 131H176ZM191 129V130H190ZM198 129V130H197ZM31 130V131H30ZM105 130H106V132H105ZM125 130V131H124ZM128 130V131H127ZM131 130H133V131H131ZM148 130V131H147ZM150 130V131H149ZM166 130H168L167 131V133L165 134V132H166ZM181 130H184V131H181ZM14 131V132H13ZM96 131V132H95ZM100 131V132H99ZM121 131V132H120ZM140 131V132H139ZM172 131V132H171ZM36 132V133H35ZM51 132V133H52ZM150 132V133H149ZM156 132V133H155ZM171 132V133H170ZM177 132V133H176ZM183 132V133H182ZM24 133V132H23ZM31 133V134H30ZM43 133V134H42ZM49 133V132H48ZM94 133H96V134H94ZM103 135H102V134ZM115 133V134H114ZM129 133H131V134H135V135H129ZM138 133H140V134H138ZM163 133V134H162ZM173 133V134H172ZM196 133V134H195ZM47 134V133H46ZM105 134V135H104ZM107 134V135H106ZM150 134V135H149ZM158 134V135H157ZM170 134V135H169ZM51 135V136H50ZM53 135V136H54ZM108 135V136H109ZM122 135V136H121ZM139 135H140V137H139ZM148 135V136H147ZM187 135H190V139H193V142H192V140L190 141V139L189 138H186V137H189V136H187ZM195 137V138H193V136ZM20 136V137H19ZM29 136V137H30ZM37 136V137H36ZM50 136V138H52L53 136H52V134H48V137ZM96 136H95V141H96ZM127 136H128V138H127ZM133 136H137L136 138L135 137H133ZM153 136H154V138H153ZM179 136V137H178ZM186 136V137H185ZM202 136V137H201ZM36 137V138H35ZM48 137H47V135H46V139H48ZM151 137H152V139H151ZM158 139H157V138ZM161 137V138H160ZM168 137V138H167ZM178 137V138H177ZM181 137H183V138H181ZM17 138V139H18ZM33 138V139H32ZM38 138V139H37ZM104 138V137H103ZM107 138H109V137H107ZM123 138H125V139H123ZM137 139L138 140V142L136 141H134L135 139ZM146 138V139H145ZM160 138V139H159ZM175 138H177V139H175ZM197 138H199V139H197ZM208 138V139H207ZM45 139V137H44V140H46ZM121 139H122V141H121ZM155 139V140H154ZM171 139V140H170ZM175 139V141H174V143H173V140ZM184 139H186V140H184ZM101 140V139H100ZM120 140V141H119ZM131 140H133V141H131ZM140 140L141 141H143L144 142V144H143V142H141V143H139L140 142ZM159 142H158V141ZM164 140V141H163ZM169 140V141H168ZM189 140V141H188ZM198 140H200V141H198ZM208 140H210L208 143H207V141ZM177 141V142H176ZM185 141V143H183ZM189 143H188V142ZM196 141V142H195ZM101 142V141H100ZM180 142V143H179ZM190 142H192L193 144H191ZM198 142V143H197ZM36 143H35V145H36ZM92 144V145H90V144ZM129 144L128 146L130 147V148H128V146H127V144ZM139 143V148H138V144ZM148 143V144H147ZM157 143H158V145L159 146H157ZM161 143V144H160ZM167 143V144H166ZM196 143V144H195ZM204 143V144H203ZM97 145V146H95V147H99L97 150H95V151H99V153H103L102 154V159L101 158H99V153L98 152H96V154L98 153L99 155L97 156L96 154H93L92 153V151H91V149L90 148H92L91 146H93V148H95L94 147V145ZM117 144V146H119ZM156 144V145H155ZM195 144V145H194ZM203 144V145H202ZM206 144V145H205ZM41 144H39V145H37L36 147H38V146H40ZM84 145H86L85 147H84ZM89 145H90V147H89ZM149 145V146H148ZM161 145V146H160ZM170 146V145H172V147H173V150L174 151H172V147L170 148V147H168V146ZM176 145V146H175ZM180 145H181V147H183V146H185V148H181L180 147ZM186 145H192L191 147H189V146H187L186 147ZM212 145V146H211ZM79 146V145H78ZM81 146V145H80ZM132 146H134V147H137V148H134V147H132ZM146 146H147V148H146ZM89 147V148H88ZM123 147H119V148H123ZM160 147V148H159ZM162 147V148H161ZM164 147H166V148H164ZM180 147V148H179ZM196 147V148H195ZM207 147H211V151H212V148H213V151H215V154H213V151L211 152L210 151V149H206ZM39 148V147H38ZM168 148H170V149H168ZM188 148V149H187ZM190 148V149H189ZM37 149V148H36ZM96 149V148H95ZM118 149V148H117ZM130 151H129V150ZM158 149H160V150H158ZM162 149H163V151H162ZM169 150V154L172 156V157H170V155L168 154V150ZM179 150V152L180 153H178V151L177 150ZM186 150V152L187 153H183L184 152V150ZM193 149V150H192ZM197 149V150H196ZM89 150V151H88ZM100 150H101V152H100ZM105 150V149H104ZM118 150H124V149H118ZM170 150L172 151V152H174L175 154H172V152L170 153ZM181 150V151H180ZM93 151H94V149H93ZM106 151V150H105ZM122 151H120V152H122ZM144 151V152H143ZM166 151V152H165ZM176 151V152H175ZM189 151V152H188ZM196 151V152H195ZM84 154H83V153ZM139 152H141V154L139 153ZM143 152V153H142ZM150 153V154H148V153ZM163 152H164V154H163ZM200 152V153H199ZM89 153L91 154V157H88V156H90L89 155ZM167 154V157H166V154ZM181 153H183L182 155H181V157H183L182 158V160L180 159V156H178L176 159H175V157H173L174 155L176 156L177 154L178 155H180ZM211 153V154H210ZM83 154V155H82ZM86 154V155H85ZM132 154V155H131ZM145 156H144V155ZM163 154V155H162ZM187 154V155H186ZM92 155H96V156H92ZM193 155V156H192ZM211 155H213V157L211 156ZM79 156H77V157H79ZM154 156V157H153ZM156 156H157V158H156ZM163 156H164V158H163ZM153 159V161H152V159ZM160 157V158H159ZM212 157V158H211ZM121 158H122V156H121ZM146 158V159H145ZM148 158H149V160H148ZM157 159L156 161H158L159 159L161 160V161H163L162 163H161V165H162V167L161 168H159L158 167V165H160V164H158L157 165V163H159V162H155L154 161V159ZM169 158H172V159H175V160H172V159H170V161H168L169 160ZM193 158H195V159H193ZM218 158H221V159H218ZM93 159V160H92ZM164 159H165V161H164ZM177 159H180V160H177ZM197 159V160H196ZM99 160V161H98ZM131 161H132V158L130 159ZM142 160H144V161H142ZM147 160V161H146ZM159 160V161H160ZM171 160H172V162H171ZM185 160H186V162H185ZM192 160H193V162H192ZM222 160V161H221ZM85 161H87V164H88V166H87V164L85 165ZM94 162L95 163V166L98 168H96L95 166H94V168H95V170H94V172H92L93 170H90L88 167L91 165V162ZM149 161H151V162H149ZM178 161V162H177ZM190 161V162H189ZM213 161V162H212ZM92 162V163H93ZM142 162H144L145 163V166H142ZM187 162L189 163V164H187ZM218 162V163H217ZM112 163V162H111ZM130 163V162H129ZM128 163V164H129ZM133 163V162H132ZM132 163H130V166H132L131 164ZM143 163V164H144ZM150 163V164H149ZM165 163H167V164H165ZM169 163V164H168ZM214 163H216V164H214ZM102 164H104L103 166V168L101 167L102 166ZM106 164V165H105ZM151 164H153L154 166H152ZM175 164H176V167H175ZM183 164V165H182ZM193 164L195 165V168H194V166H193ZM212 164V165H211ZM259 164H260V166H259ZM77 165L79 166V164L77 163ZM99 165H101V166H99ZM135 165V164H134ZM134 165H133V167H134ZM182 165V166H181ZM185 165H188V167L187 166H185ZM211 165V166H210ZM262 165V166H261ZM87 167V169H88V171L87 170H85V167ZM107 166H109V168H107ZM148 166H150V169H149V167ZM190 166V167H189ZM100 167V168H99ZM165 167V168H164ZM182 167V168H181ZM201 167V168H200ZM205 167V168H204ZM130 168V167H129ZM132 168V167H131ZM156 168V169H155ZM159 168V170H157ZM168 168V169H167ZM183 168H185V169H183ZM188 168H189V170H188ZM191 168V169H190ZM68 169H70V168H68ZM107 169H109V170H107ZM127 169V168H126ZM141 169H143V170H141ZM147 169H148V171H147ZM152 169V170H151ZM163 169H165V171L163 170ZM177 169H180V172H179V170L177 171ZM186 169L188 170V171H186ZM197 169V170H196ZM200 169H202V170H200ZM217 169V170H216ZM97 170V171H96ZM101 170V171H100ZM105 170V171H104ZM133 170H135V168L133 169ZM176 170V171H175ZM181 170H182V173H181ZM184 170V171H183ZM196 170V171H195ZM199 170V171H198ZM70 171V170H69ZM71 171H72V169H71ZM129 171V169L128 170H126L125 172H128ZM145 172L146 174H143V172ZM153 171H155V172H153ZM160 171V172H159ZM162 171H164L165 172V175H164V173L162 172ZM174 171H175V173H174ZM197 171H198V173H197ZM202 171V172H201ZM204 171V172H203ZM211 171V172H210ZM95 172H97V174L95 173ZM99 172V173H98ZM116 172V171H115ZM148 172V173H147ZM160 174H159V173ZM161 172H162V174H161ZM177 172V173H176ZM129 173V172H128ZM149 173H153L152 175L151 174H149ZM187 173V174H186ZM90 174H92L91 176L93 177H90ZM95 174V175H94ZM103 174H102V179H103V177H106V176H103ZM120 174H121V172H120ZM157 174H158V176H157ZM170 174H172V176H168V175ZM178 174V175H177ZM184 174V175H183ZM199 174V175H198ZM98 175V176H97ZM109 175V176H108ZM183 175V176H182ZM189 175V176H188ZM203 175V176H202ZM247 175V176H246ZM120 176V175H119ZM118 176V177H119ZM131 176V175H130ZM152 176H154V177H152ZM195 176V177H194ZM201 176V177H200ZM210 176V177H209ZM122 177V176H121ZM121 177H120V179L119 180H121ZM132 177V176H131ZM170 177V178H169ZM180 177V178H179ZM192 177V178H191ZM196 177H198V179L196 178ZM212 177V178H211ZM100 179H101V177H99ZM134 178V177H133ZM154 178H157V179H154ZM185 180H184V179ZM194 178V179H193ZM246 178V179H245ZM96 179V178H95ZM135 179V178H134ZM214 179V180H213ZM230 179V180H229ZM97 180H98V178H97ZM96 180V181H97ZM156 180H159V181H157L156 182ZM195 180V182H193ZM200 180V181H199ZM208 180V181H207ZM228 180V181H227ZM84 182L83 180H80V181H78V183H80V182ZM165 181V182H164ZM169 181V182H168ZM203 181V182H202ZM204 181L206 182L205 184H204ZM245 181V182H244ZM102 182V181H101ZM105 184H107L105 181H103ZM154 182H156L155 184H153ZM164 182V183H163ZM212 184H211V183ZM86 183V182H85ZM82 184V185H86V184ZM169 185H168V184ZM190 183V184H189ZM200 183V184H199ZM203 183V184H202ZM255 183H257L258 185H256ZM173 184V187L174 188H176V190L175 189H173V187H171V185ZM197 184V185H196ZM254 184H255V186H254ZM81 185V183L79 184V186ZM81 185V186H82ZM97 185L98 184H96L95 185V187H97ZM100 185H102L101 183H100ZM100 185H98L99 187H100ZM108 185V184H107ZM107 185L105 186V185H103V187H107ZM142 184H140V186H141ZM154 185V186H153ZM175 185L176 186H178V187H175ZM187 187H186V186ZM189 185L191 186V187H189ZM194 185H195V187H194ZM201 185V186H200ZM208 185V188L207 187H205V186H207ZM210 185V186H209ZM214 185V186H213ZM259 185H261V186H259ZM213 186V187H212ZM231 186H234V187H236L235 189H233V190H231ZM258 186H259V188L260 189H257V191H255L256 190V188H258ZM172 188L173 189V193H174V195H173V193H172V191H171V189L170 188ZM197 187V188H196ZM201 187V188H200ZM203 187V188H202ZM211 189H210V188ZM233 187V188H234ZM254 187H256L255 189H254ZM262 187V188H261ZM101 188V198H103L102 196H104V198H105V194H107L106 195V197L109 195L110 196V194H112V193H115L116 194V192L114 191H109V190H107L106 192H102V190H103V188L102 187H100ZM104 188V189H105ZM150 188V189H149ZM178 188V189H177ZM179 188H181V189H183V191L181 190V192L182 193H184L183 195H182V193L181 194H179L180 195V197L179 198H176V196L178 197L179 195L177 194V193H180V191L179 192H177L176 194H175V191H177V190H180ZM187 188L189 189V191L187 190ZM191 188H193V190H194V192H193V190L191 189ZM194 188H196V189H194ZM206 188V189H205ZM213 188H216V190L218 191V192H216V190L215 189H213ZM230 188V189H229ZM141 189H142V187H141ZM169 189H170V191H169ZM201 189V190H200ZM207 189H209V190H207ZM237 189V190H236ZM238 189H239V191H241L242 192V196H241V198H240V193H238L237 194V192L236 191H238ZM150 190V191H149ZM168 190V191H167ZM187 190V191H186ZM212 190V191H211ZM231 190V191H230ZM234 190H235V192H234ZM250 191L249 193H247L248 191ZM155 191H156V193H155ZM185 191V192H184ZM199 191V192H198ZM202 191V192H201ZM230 191V192H229ZM238 191V192H239ZM108 192H110V193H108ZM144 192V193H145ZM166 192V193H165ZM168 192V193H167ZM213 192H214V195H213ZM227 192V193H226ZM232 192V193H231ZM234 192V193H233ZM247 194H246V193ZM260 192V193H259ZM143 193V192H142ZM150 193V194H149ZM158 193H159V195H158ZM161 193V194H160ZM170 193H172V194H170ZM187 193V194H186ZM216 193V194H215ZM259 195H258V194ZM104 194V195H103ZM167 194L169 195L170 194V197H168L167 196ZM188 194H190V195H188ZM197 194V195H196ZM212 194V195H211ZM223 194H225V195H223ZM226 194H228V195H226ZM235 194H237L238 196H236L235 195V197H234V195ZM244 194V195H243ZM145 195H147V194H144V196ZM147 195V196H148ZM171 195H173L174 196V198H176V200H172L171 198H172V196ZM186 195V196H185ZM194 195V196H193ZM200 195V196H199ZM220 195V196H219ZM109 196H108V198H109ZM143 196V199H148V197H144ZM165 196V197H164ZM183 196H185V198L187 199V200H185V201H183V203L185 204V202H186V206L185 205H181L180 206V208L181 209H178L179 208V206H177V208L175 207V205L174 206H170L169 204H172V202L173 201H176V202H178L179 200L181 201V198L182 199H185ZM196 196V197H195ZM203 196V197H202ZM204 196H205V198H204ZM209 196V197H208ZM232 196V197H231ZM244 196H247V197H245L246 198V200L248 199V197H251V198H253V201L254 202H257V203H255L254 204V202L253 201H250V200H252V199H250L249 198V200H247V202L248 201H250L249 203H247L244 199ZM259 196L261 197L260 199H262V200H260L259 199ZM150 197V196H149ZM170 198V199H168V198ZM199 197V198H198ZM221 197V198H220ZM223 197V198H222ZM236 197H238V198H240V199H238V198H236ZM256 197H258V198H256ZM117 198V197H116ZM116 198H114V199H116ZM173 198V199H174ZM198 198V199H197ZM203 198V199H202ZM217 198V199H216ZM231 198V199H230ZM113 198H111V200H114ZM159 201H158V200ZM177 199H178V201H177ZM209 199V200H208ZM224 199V200H223ZM257 199V200H256ZM110 200V198H109V202L111 201ZM152 200H154V198L152 199ZM197 200V201H196ZM199 200V201H198ZM203 200H205V201H203ZM209 202H208V201ZM219 200V201H218ZM259 200H260V202H259ZM117 201V202H116ZM115 202L116 203H122V204H124L123 202L124 201H120V200H116ZM146 202H147V200H145ZM158 201V202H157ZM170 201H172V202H170ZM190 201H192V202H190ZM237 201V202H236ZM262 201V202H261ZM111 202H113V201H111ZM148 202H151V199L149 200L148 199ZM155 202V200L153 201V203ZM160 202L162 203V204H160ZM163 202H164V206H163ZM167 202H170V203H167ZM204 202H207V203H203ZM253 202V203H252ZM152 202L151 203H149V204H153ZM159 203V205H157ZM174 203V202H173ZM210 203V205H207V204H209ZM220 203V204H219ZM232 203H233V205H235V206H233L232 205ZM235 203V204H234ZM260 203L262 204V206L260 205ZM169 205L170 206V208H169V206H167V205ZM240 204V205H239ZM244 204V205H243ZM247 204V207L245 206ZM248 204H250V205H248ZM251 204H253L252 206H251ZM117 205V204H116ZM157 205V206H156ZM195 205L196 206H198L199 207V210H198V207H195ZM216 205V206H215ZM223 205V206H222ZM227 205H229V206H227ZM256 205H257V208H256ZM160 206V207H159ZM162 206V207H161ZM166 206V207H165ZM194 207L193 208V210H192V207ZM204 206V207H203ZM210 206H211V208H210ZM213 206V207H212ZM127 207H128V204L125 202V204H124V207H122L121 206V204H120V206H119V209L121 210V212H125V210L127 209ZM141 207H144V205H141ZM171 207H174L173 208V210H174V212H170V209H172ZM184 207V208H183ZM216 207V208H215ZM234 207H236L235 209H236V212L235 211H233L234 209ZM245 207V208H244ZM256 209H255V208ZM118 208V207H117ZM162 208V209H161ZM183 208V209H182ZM188 208V209H187ZM222 208V209H221ZM226 208V209H225ZM228 208H229V210H228ZM231 208V209H230ZM238 208V209H237ZM240 208H242L241 210H242V212L244 213H240V215H239V212L241 211L240 210ZM261 208V209H260ZM125 209V210H124ZM154 209H156V210H154ZM177 209V210H176ZM196 209V210H195ZM212 209H213V211H212ZM158 210V211H157ZM167 210V211H166ZM184 210V211H183ZM187 210H189L190 211V215L188 214V212L189 211H187ZM191 210H192V212H191ZM195 210V211H194ZM209 210V213L208 212H206V211H208ZM222 210V211H221ZM238 210V211H237ZM240 210V211H239ZM245 210H246V212H245ZM252 210H254V213H253V211ZM131 211V209H129V211H127V212H130ZM178 211H179V213H178ZM201 211V212H200ZM220 211V212H219ZM231 211V212H230ZM232 211H233V213H232ZM262 211V212H261ZM168 212V213H167ZM193 212H194V214H193ZM196 212H198V214L196 213ZM204 212V213H203ZM206 212V213H205ZM222 212H223V214H222ZM251 212V213H250ZM257 212V214H259ZM126 213V212H125ZM149 213V212H148ZM160 213V214H159ZM178 213V214H177ZM227 213H229L228 215H227ZM235 213V214H234ZM247 215H246V214ZM252 213L254 214L253 216H252ZM157 214V215H156ZM167 216H166V215ZM187 214V215H186ZM194 216H193V215ZM195 214H197V215H195ZM203 216V217H201V215ZM205 214V215H204ZM207 214H208V216H207ZM233 215V217H231L232 215ZM237 214V215H236ZM242 214V215H241ZM199 215V216H198ZM218 215H219V217L220 218H223V219H220L219 217H218ZM162 216V217H161ZM170 216V217H169ZM187 217V218H184V217ZM212 217V220L211 221H209L208 222V220H210L211 219V217ZM236 216H238V218H236ZM244 216V217H243ZM245 216H246V218H245ZM147 217H145V218H147ZM167 217V218H166ZM205 217V219H206V221L203 219ZM217 217H218V220H217ZM147 218V219H148ZM189 218H191V219H189ZM193 218V219H192ZM227 218H229V219H227ZM235 218L238 220H236L235 221ZM152 219H153V221H152ZM187 219V220H186ZM201 219V220H200ZM203 219V220H202ZM240 219H241V222H240ZM164 220V221H163ZM194 220V221H193ZM215 220H217V221H215ZM223 220V221H222ZM228 220V221H227ZM246 220H248V221H246ZM251 220H252V218H251ZM147 221V222H148ZM235 221V222H234ZM244 221V222H243ZM146 222V223H147ZM155 222V223H154ZM167 222V223H166ZM173 224H171V223ZM190 222V223H189ZM216 223V224H213V223ZM227 222V223H226ZM232 222V223H231ZM149 223V222H148ZM177 223H179L178 221H177ZM223 224V225H221V224ZM239 223V224H238ZM241 223H243V224H241ZM153 224H155V225H153ZM159 224V225H158ZM164 224V225H163ZM167 224V225H166ZM230 224H231V226H230ZM233 224V225H232ZM216 225H218L217 227H215ZM237 225V227L235 228V226ZM239 225V226H238ZM246 225V226H245ZM169 226H170V228H169ZM221 227V229H220V227ZM243 226V227H242ZM159 227V228H158ZM167 227V228H166ZM215 227V228H214ZM218 227H219V229H220V231L219 230H217L218 229ZM223 227H224V229H223ZM240 227H242V228H244V229H246V227H247V229L246 230H244V229H242L241 230V228ZM164 228V229H163ZM208 228V227H207ZM206 228V229H207ZM215 229V230H213V229ZM227 230H226V229ZM152 229V228H151ZM188 229H189V227H188ZM209 229L207 230V231H209ZM230 229V230H229ZM232 229V230H231ZM235 229V230H234ZM177 230H178V228H177ZM229 230V231H228ZM241 230V231H240ZM209 231V232H210ZM216 231H219L220 233H218L217 232V234L215 233ZM222 231V232H221ZM226 231V232H225ZM241 233H240V232ZM242 231H245V232H243L242 233ZM166 232V233H165ZM170 232V233H169ZM228 232V233H227ZM230 232V233H229ZM234 232H236V233H234ZM164 233H165V235H164ZM190 233H193L192 231L190 232ZM216 235H215V234ZM237 233H239V234H241V236L243 235V237H242V239L243 240H240L241 241V243L243 244L244 243V246L240 243V242H238L237 241V239H236V241L238 242V246L234 243V242H236L234 239L236 238V237H239V234H237ZM223 234V235H222ZM234 234H236V235H234ZM161 235V236H162ZM231 236H233V237H231ZM226 237V238H225ZM164 238V237H163ZM166 238H164V239H166ZM177 238V237H176ZM231 238V239H230ZM234 238V239H233ZM223 239V240H222ZM170 240H168L169 242H170ZM226 240H228L227 242H226ZM232 240L234 241L233 243L237 246H232L233 245V243H232ZM245 240H247V238L245 239ZM248 240H249V238H248ZM247 240V241H248ZM167 241V242H168ZM250 241V240H249ZM236 242V243H237ZM213 243V242H212ZM211 243V244H212ZM224 243H225V245H224ZM226 243H227V246H226ZM251 243V242H250ZM176 244V243H175ZM229 244V245H228ZM247 244V245H248ZM177 245V244H176ZM231 245V247H229ZM242 245V246H241ZM241 247H243V248H241ZM259 247H261L260 249H259ZM231 248H233V253L235 252V251H237V248H238V251H237V253H238V255H239V251H243L244 253H246L245 255H247V253H248V255L247 256H245L244 254H243V252L242 253H240L241 255H239L240 257L243 255V257L242 258H240L239 259V257L237 258H235V256H237V255H234V254H236V253H234L233 254V256H232V251H231ZM236 248V249H235ZM241 248V249H240ZM247 248H248V246H247ZM256 249V251L257 252H255L254 250ZM242 249H244V250H242ZM246 249V250H245ZM258 249V250H257ZM235 250V251H234ZM255 252L254 253V255L252 254L251 255V253H253V251ZM251 251V252H250ZM231 252V253H230ZM229 253V254H228ZM258 253V254H257ZM231 254V255H230ZM256 254V255H255ZM251 256H253L254 258H256V259H254L253 257H251ZM257 256V257H256ZM251 257V258H250ZM260 257H262V258H259ZM232 259V258H231ZM232 259V260H233ZM253 261H251V260ZM259 259V260H258ZM245 260H247V262L245 261ZM249 261V262H248ZM251 261V262H250ZM260 261V262H259ZM235 262V263H236ZM262 262V263H261ZM236 264H238V263H236ZM242 264V263H241Z\"/></svg>",
	"mask_w": 264,
	"mask_h": 264
},
{
	"label": "bare ground",
	"instance_id": "obj_2",
	"mask_svg": "<svg viewBox=\"0 0 264 264\" xmlns=\"http://www.w3.org/2000/svg\"><path fill=\"white\" fill-rule=\"evenodd\" d=\"M5 1V0H4ZM6 1H8V0H6ZM6 1H5V3L3 2V0H2V2H1V0H0V19H2V17L5 19H2L3 20V22H5L6 23V25L8 26H6V25H4V23H3V25H1V26H5L4 27V30L5 29H7L8 28V30H10L11 32H13V30H14V33H15V31H19V33L21 34V36H17V38L18 37H20V38H23V40L21 39L20 41H19V43H20V46L22 47L21 49H23L22 50V52L24 53L25 52V55L24 56H27L26 54L27 53H29L28 54V56L30 55V54H32L33 52H34V55H35V52H36V54L37 53H41V54H38V57L35 55V56H32V55H30V58H28L30 61H34L35 59H33L32 57H37L36 59L38 60V58H39V55H46L45 53L46 52H48V54H55V56L53 57V58H56L57 57V55L59 56V55H63V52L61 53V54H58V53H60V51L59 50H61V49H59V47H56L55 46V48L54 47H51V43L50 44H48V42H45L44 41V38L42 37V35L41 34H39L38 32V34L36 35L38 38H37V40L38 39H41V40H35V38H36V36H35V34H36V32H32L31 33V31L33 30L34 31V27L33 28H31L32 30H30L29 29V27L27 26V25H25L26 27H28V28H26L23 24H25V21H24V23L22 24V26L20 25V23H19V25H15V23H14V21H13V15L12 14H10L11 16H9L8 15V11H9V7H4V5L6 4ZM16 1V3H17V1L19 2V0H15ZM22 1H24V0H22ZM26 2H28L29 0H25ZM37 1V0H36ZM46 1V0H45ZM60 1V0H59ZM58 1V2H59ZM70 1V0H69ZM106 1V0H105ZM110 2H111V0H109ZM112 1H114V0H112ZM121 1V0H120ZM123 1V0H122ZM145 1H147V3L150 5V6H157V4H160L161 3V1L162 2H164L163 0H145ZM160 1V2H159ZM172 0H170V2H171ZM174 2H171L172 4L171 5H174L175 3L177 4H175L174 6H170V7H174V8H171V10L169 9V8H166L167 9V11H168V9H169V13H168V19H169V21H170V24L169 25H172V26H174L173 28H175V27H188L187 26V21L186 22H183V21H185V16H187L186 14H183V12L185 13V11L187 10L186 8H188V6H187V3L188 2H197V3H199L200 4V2L202 3V2H204L205 1V4H207V1H209V2H218V4L220 3V2H222L223 0H173ZM199 1V2H198ZM224 1H226V0H224ZM9 2H10V0H9ZM9 2H7V3H9ZM32 2V3H31ZM31 2H28L29 4L27 5V6H30L31 4H33L34 2L33 1H31ZM43 2V1H42ZM41 2V3H42ZM46 2H48V1H46ZM55 2H57V1H55ZM62 2V1H61ZM72 2V1H71ZM107 3H108V1H106ZM11 3V4H10ZM9 4L11 5V7H12V2H10ZM31 3V4H30ZM41 3H39L40 5H41ZM43 3H45V2H43ZM54 3V2H53ZM60 3V2H59ZM139 3V2H138ZM151 3V4H150ZM167 3V2H166ZM165 3V4H166ZM174 3V4H173ZM190 3H188V5L190 4ZM225 3V2H224ZM37 4H38V1H37ZM46 4V3H45ZM49 4V3H48ZM69 4V3H68ZM83 4V2L81 3V5ZM196 4V3H195ZM205 4H201V5H199L200 7L202 6V5H205ZM221 4V3H220ZM226 5H227V1H226V3H225ZM229 4V3H228ZM19 5H22V2H21V4H19L18 3V5L16 4V6H18L19 7ZM35 5H36V3H35ZM56 4H54V6H55ZM84 5V4H83ZM147 5V4H146ZM226 5H224L225 7H226ZM7 6H9V5H7ZM26 6V5H25ZM33 6V5H32ZM43 6H44V8H43ZM49 6H52V2L50 1V5ZM48 5H47V7H49ZM59 6V5H58ZM60 6H61V3H60ZM64 6V5H63ZM125 6V5H124ZM166 6V5H165ZM176 6V7H175ZM187 6V7H186ZM206 6V5H205ZM56 7V6H55ZM126 7V6H125ZM183 7L186 9V10H184L183 9ZM195 7V6H194ZM193 7V8H194ZM218 7H221V6H218ZM8 8V9H7ZM30 8V7H29ZM28 8V9H29ZM50 8V7H49ZM57 8V7H56ZM63 8V7H62ZM70 8V7H69ZM127 8V7H126ZM148 8V7H147ZM158 8V7H157ZM156 8V9H157ZM222 8H224L223 6H222ZM27 9V8H26ZM27 9V10H28ZM46 9V6L45 5H42L41 6V11L39 12L38 11V13L37 14H35L36 16H38V18L40 19V20H38V18L36 17L35 18V15L33 14H31V13H29V14H31L32 15V17L34 16V19H36V21H41V22H39V23H37V24H39L40 26V28L42 27L41 26V24H43L42 22H43V19L45 18V16H46V18H45V20H47L48 21V19H50L51 18V21H55V19L57 20V22H55L56 23V25H57V23L59 22V26L57 25V26H55L56 28L58 27V31H57V29H55L54 27V29L53 28H48L47 30H50V29H52V31H54L55 30V33L56 32H61V34H53L52 36L49 34V32H48V34H47V38H49V42H50V39H52L53 40V42H54V40H56V38L55 37H58V35H60L61 36V38L63 39V41H64V38L62 37V34H63V36L65 35V32H66V34H68V31L70 30V31H73V30H71L69 27H67V26H70V24H72L70 21L69 22H66V20H65V18L66 17H64V16H62V13H61V11H60V15L62 16V18L64 17V20H65V22H64V20H62L63 22L61 23V26H60V21L58 20V18L56 17H54V10L52 11V9L51 10H45ZM71 9H72V7H71ZM76 9V8H75ZM74 9V10H75ZM119 9V8H118ZM149 9V8H148ZM195 9H197V8H195ZM220 9L221 8H219V12H220ZM11 10V9H10ZM42 10H45V11H42ZM62 10V9H61ZM73 10V11H74ZM124 10V9H123ZM137 9H135V11H136ZM188 10H189V8H188ZM198 10H200V8H198ZM223 10V9H222ZM20 11V10H19ZM24 11V10H23ZM22 11V12H23ZM29 11V10H28ZM57 11V10H56ZM58 11V12H59ZM64 11V10H63ZM62 11V12H63ZM79 11V10H78ZM149 11V10H148ZM151 11V10H150ZM153 11V10H152ZM155 11V10H154ZM177 11V12H176ZM182 11V12H181ZM192 11H194V10H192ZM226 11V10H225ZM233 11V10H232ZM30 12V11H29ZM36 12V11H35ZM134 12V11H133ZM144 12V11H143ZM191 12V11H190ZM203 12V11H202ZM201 12V13H202ZM231 12V11H230ZM11 13H12V11H11ZM15 13V12H14ZM13 13V14H14ZM17 13V12H16ZM18 13H20V12H18ZM27 13V12H26ZM34 13V12H33ZM66 13V12H65ZM70 13V12H69ZM107 13V12H106ZM129 13V12H128ZM135 13V12H134ZM133 13V14H134ZM157 13V12H156ZM187 13V12H186ZM205 13V12H204ZM232 14H233V12H231ZM21 14V13H20ZM19 14V16H24V15H20ZM56 14H58L57 12H56ZM67 14V13H66ZM65 14V15H66ZM76 14V13H75ZM74 14V16H79V14L77 13L76 15ZM80 14H81V12H80ZM87 14V13H86ZM89 14V13H88ZM99 14V13H98ZM121 14V13H120ZM138 14V13H137ZM143 13H141V15H142ZM160 14V13H159ZM191 14V13H190ZM224 14V13H223ZM225 14H226V12H225ZM18 15V14H17ZM64 15V14H63ZM92 15V14H91ZM139 15V14H138ZM148 15V14H147ZM151 15V14H150ZM156 15V14H155ZM178 15V16H177ZM198 15V14H197ZM204 15V14H203ZM227 15V14H226ZM49 16V17H48ZM57 16H59V15H57ZM61 16L59 17V18H61ZM67 16H68V14H67ZM82 16V15H81ZM85 16V15H84ZM83 16V17H84ZM88 16V15H87ZM100 16V15H99ZM128 16H130V14L128 15ZM149 16V15H148ZM153 16V15H152ZM162 16V15H161ZM190 16V15H189ZM189 16H187V17H189ZM195 16V15H194ZM201 16V15H200ZM224 16V15H223ZM223 16H221V17H223ZM230 16V15H229ZM233 16V15H232ZM29 17V16H28ZM53 17V18H52ZM70 17H73V15L71 14L70 15ZM82 17V18H83ZM132 17V16H131ZM228 17V16H227ZM231 17V16H230ZM74 18V17H73ZM72 18V19H73ZM78 18V17H77ZM85 18V17H84ZM93 18V17H92ZM99 18V17H98ZM148 18V17H147ZM185 18V19H184ZM197 18V17H196ZM245 18V17H244ZM247 18V17H246ZM15 19H16V17H15ZM18 19V18H17ZM21 19H27V16H26V18L25 17H23V18H21ZM20 19V20H21ZM30 19H32V18H30ZM87 19V18H86ZM90 19V18H89ZM133 19V18H132ZM143 19V18H142ZM149 19V18H148ZM154 18H151V20H153ZM198 19V18H197ZM197 19L195 20V21H197ZM226 19V18H225ZM253 19V18H252ZM67 20H69V18L67 17ZM73 20H75V19H73ZM92 20H94V18L92 19ZM130 20V19H129ZM183 20V21H182ZM245 20V19H244ZM259 20H260V18H259ZM258 20V21H259ZM27 21H28V19H27ZM46 21V22H47ZM51 21H49V23H52ZM79 21H81V19L79 20ZM124 21V20H123ZM191 21H193V19L191 20ZM190 21V22H191ZM262 21V20H261ZM260 21V22H261ZM75 22V21H74ZM85 22H86V20H85ZM91 22V21H90ZM96 22V21H95ZM97 22H99V21H97ZM131 22V21H130ZM138 22V21H137ZM161 23L163 22V21H160ZM220 22V21H219ZM253 22V21H252ZM251 22V23H252ZM255 22V24H256V21H254ZM28 23H29V21H28ZM41 23V24H40ZM45 23V22H44ZM54 23V22H53ZM52 23V24H53ZM54 23V24H55ZM67 23H68V25H67ZM70 23V24H69ZM76 23H77V21H76ZM128 23V22H127ZM126 22H125V24H127ZM141 23V22H140ZM156 23V22H155ZM160 23V24H161ZM164 23V22H163ZM161 24V25H159L158 24V26H164V24ZM196 23V22H195ZM248 23V22H247ZM259 23V22H258ZM15 25V27H14V25ZM17 24H18V22H17ZM48 24V23H47ZM47 24H43L44 26L45 25H47ZM54 24H53V26H54ZM79 24H82V23H79ZM83 24H85V23H83ZM96 24V23H95ZM138 24V23H137ZM222 25H223V23H221ZM226 24V23H225ZM233 24H238V23H233ZM232 24V25H233ZM240 24H242V23H240ZM244 24H245V22H244ZM253 24V23H252ZM30 25V24H29ZM90 26H92L93 27V25H91V24H89ZM98 25V24H97ZM134 25V24H133ZM136 25V24H135ZM169 25H168V27H169ZM195 25H200V24H195ZM221 25V26H222ZM249 25V23L247 24V26ZM251 25V24H250ZM249 25V26H250ZM76 26H77V24H76ZM80 26V25H79ZM78 26V27H79ZM84 26H86V24L85 25H83L82 27H84ZM90 26H87V27H90ZM96 26V25H95ZM94 26V27H95ZM120 26V25H119ZM150 26V25H149ZM214 26V25H213ZM239 26V25H238ZM253 26V27H252ZM252 26H250V30H248L249 31V33H253V32H251L252 31V28H254V29H256L255 28V26L254 25H252ZM257 26V25H256ZM50 27V26H49ZM61 27H63V28H66V29H68L69 28V30L67 31L66 29V31L64 30V29H62ZM82 27H80L81 29H82ZM86 27V28H87ZM116 27V26H115ZM117 27H118V25H117ZM139 27V26H138ZM191 27V26H190ZM192 27H193V25H192ZM196 27V26H195ZM202 27H203V24H202ZM217 27V26H216ZM223 27V26H222ZM228 27V26H227ZM230 27V26H229ZM236 27V26H235ZM234 27V28H235ZM244 27V26H243ZM243 27L241 28V29H239V30H235L236 31V33H235V36H233L232 38H233V43L231 44L232 46H230V45H228L229 47H228V49L230 48V52H231V50H232V53L234 52V53H236V52H239L240 53V47H241V45H239V44H243V45H247L248 43H250V45L252 46V47H254V44H255V41H256V39L257 38H251L252 40H253V42H252V40L251 41H249L250 39L249 38H247V39H245V37H246V35H247V28H249V27H247L246 28V31H245V29H243ZM39 28V29H40ZM98 28V27H97ZM161 28V27H160ZM160 28L158 27V29L160 30ZM173 28H172V30H173ZM189 28V27H188ZM201 28V27H200ZM219 28H221V27H219ZM218 28V29H219ZM225 28H226V26H225ZM237 28V27H236ZM73 29V28H72ZM83 29H85V27L83 28ZM163 29V28H162ZM162 29H161V31H162ZM187 29V28H186ZM198 29V33H200L199 31V28H197ZM207 29V28H206ZM205 29V30H206ZM210 29H211V27H210ZM217 29V28H216ZM222 29V28H221ZM220 29V30H221ZM259 29V28H258ZM1 30V29H0ZM35 30H38V29H35ZM40 30H42V28L40 29ZM44 30H45V28H44ZM43 30V31H44ZM89 30V29H88ZM93 30V29H92ZM172 30L170 31V29H169V31H167V29H166V31L167 32H172ZM183 30V29H182ZM192 29H190V31H191ZM202 30V29H201ZM204 30V29H203ZM220 30H217V31H219V32H221ZM233 30V29H232ZM257 30V29H256ZM256 30H253V31H255V34L256 35H254V33H253V36H256L257 37V33H259V32H256ZM51 30H50V32L51 33H54V32H52ZM63 31V32H62ZM69 31V32H70ZM96 32H97V30H95ZM103 31H105V30H103ZM187 31H188V29H187ZM186 31V32H187ZM207 31H208V29H207ZM207 31L205 32V33H207ZM214 31H216L215 29H214ZM224 31V30H223ZM225 31H226V29H225ZM260 31V30H259ZM2 32V31H1ZM5 32V31H4ZM41 32V31H40ZM75 32L77 33V31L75 30ZM74 32V33H75ZM89 32V31H88ZM162 32H164V30L162 31ZM183 32H184V30H183ZM195 31H193V33H194ZM211 32V30L208 32V34H211V36H212V33H216V32H212V33H210ZM232 32V31H231ZM246 33V35H245V33ZM8 32H6V34H7ZM19 33H17V34H19ZM33 33H35L34 35H33ZM42 33V32H41ZM95 33V32H94ZM102 33V32H101ZM190 33V36H191V32H189ZM188 33V34H189ZM202 33V32H201ZM222 33V32H221ZM233 33H234V31H233ZM248 33V34H249ZM261 33V32H260ZM72 34H73V32H72ZM196 34V33H195ZM195 34H193V35H195ZM203 34V33H202ZM223 34V36H224V33H222ZM226 34V33H225ZM262 34V33H261ZM0 35H3V34H0ZM8 35V34H7ZM15 35H16V33H15ZM38 35H40V36H38ZM103 35V34H102ZM115 35V34H114ZM117 35H119V34H117ZM167 35V34H166ZM166 35H164L165 36V39L167 40V38H166ZM170 36H171V34H169ZM173 35H174V33H173ZM177 35H180V33L179 34H177ZM192 35V36H193ZM214 35H216V34H214ZM251 36H252V34H250ZM250 35H248V36H250ZM259 35V37H260V34H258ZM49 36V37H48ZM78 36H81V35H78ZM90 36V35H89ZM92 36H94V34L92 35ZM91 36V37H92ZM163 36V35H162ZM184 36V35H183ZM218 36H220V35H218ZM262 36H264V35H262ZM1 37V39L4 41V37L2 38V36H0ZM34 39H33V38ZM55 39H54V38ZM67 36H65V38H66ZM74 37H75V34H74ZM77 37V36H76ZM84 37V36H83ZM179 37V36H178ZM182 37V36H181ZM186 37V36H185ZM184 37V38H185ZM195 37V36H194ZM196 37H197V34H196ZM205 37H207V36H205ZM212 37H214V36H212ZM221 37V36H220ZM10 38V37H9ZM59 38V37H58ZM60 38V39H61ZM79 38H81V37H79ZM188 38V37H187ZM231 38V37H230ZM262 38V37H261ZM0 39V40H1ZM43 39V40H42ZM72 39H73V37H72ZM71 39V40H72ZM85 40H86V38H84ZM109 39V38H108ZM170 39V38H169ZM169 39H168V41H169ZM178 39V38H177ZM190 39L191 40H194V38L192 39V37H190ZM198 39V38H197ZM202 38L200 37V40H201ZM207 39H209V36H208V38ZM206 39V40H207ZM220 39V38H219ZM218 39V40H219ZM222 39V38H221ZM249 39V40H248ZM262 39H264V38H262ZM19 40V39H18ZM82 40V39H81ZM88 40V39H87ZM94 40V39H93ZM165 40V41H166ZM185 40H186V38H185ZM184 40V41H185ZM189 40V39H188ZM190 40V41H191ZM196 40V39H195ZM205 40V39H204ZM6 41L7 40H5V42H3V43H1L2 44V47L0 46V58L2 59L4 56H5V54L4 53H6L7 52V50H6V52H5V48H4V46H6L4 43H6ZM40 41H42V43L40 42ZM59 41V40H58ZM61 41V40H60ZM73 41V40H72ZM84 41V40H83ZM98 41V39L96 40V42ZM165 41L163 42V43H165ZM174 41V40H173ZM202 41V40H201ZM212 41H214V40H212ZM216 41V40H215ZM221 41V40H220ZM225 41H226V39H225ZM259 41L261 42L262 40H260V38H259ZM16 42H18V41H16ZM71 42V41H70ZM70 42H69V44H70ZM74 42H75V40H74ZM74 42L72 43V44H74ZM101 42V41H100ZM167 42V41H166ZM180 42V41H179ZM259 42V43H260ZM9 43V42H8ZM19 43H17V45L19 44ZM41 44V46H40V44ZM58 43V42H57ZM68 43V42H67ZM76 43V42H75ZM115 43V42H114ZM117 43V42H116ZM116 43L115 44H113V45H116ZM182 43H183V41H182ZM185 43V42H184ZM188 43V42H187ZM191 43H193L192 41H191ZM195 44L196 43H202V42H194ZM205 42H203V44H204ZM220 43V42H219ZM238 43V45H236ZM251 43H253V44H251ZM258 43V42H257ZM256 43V44H257ZM258 43V44H259ZM0 44V45H1ZM16 44V43H15ZM39 44V45H38ZM62 44V43H61ZM71 44V45H72ZM90 44V43H89ZM105 44H107V43H105ZM111 44V43H110ZM168 44V43H167ZM166 44V45H167ZM211 44H214V43H211ZM210 44V45H211ZM217 44V43H216ZM223 44V43H222ZM226 44V43H225ZM261 44V43H260ZM4 45V46H3ZM53 45V44H52ZM77 45V44H76ZM165 45V46H166ZM171 46L173 45L172 43L170 44ZM188 45H189V47H192V46H190L191 44H189L188 43ZM198 45V44H197ZM217 45H220V44H217ZM8 46H10V45H8ZM7 46V47H8ZM61 46V45H60ZM80 46V45H79ZM78 46V47H79ZM99 46V49H100V47H101V49H103V47H102V45H98ZM122 46V45H121ZM168 46H169V44H168ZM255 46H257V45H255ZM261 46H264V43H262L261 44ZM51 47V48H50ZM68 47V46H67ZM81 47H83V46H81ZM172 47H175V46H172ZM200 47V46H199ZM208 47H209V45H208ZM220 47V46H219ZM227 47V46H226ZM11 48V47H10ZM38 48V50H36ZM40 48V49H39ZM57 48H58V50H57ZM124 48V47H123ZM120 49V47H119V51L120 50H122V52H123V54H126V53H124V52H126V51H123L124 49ZM205 48V47H204ZM207 48V47H206ZM205 48V49H206ZM212 48V47H211ZM243 48H245L244 46H243ZM2 49H4V50H2ZM20 49V50H21ZM62 49H64L63 47H62ZM68 49V48H67ZM67 49L65 50V54H66V51H67ZM91 49V48H90ZM98 49V50H99ZM112 49H114V48H112ZM184 49V48H183ZM202 49V48H201ZM200 49V50H201ZM254 49V48H253ZM9 50V49H8ZM11 50V49H10ZM36 50V51H35ZM69 50V49H68ZM105 50H107V49H105V47H104V49H103V51H105ZM115 50L117 51L118 49H116L115 48ZM186 51H187V46H186V49H185ZM199 50V51H200ZM208 50H210V49H208ZM255 50V49H254ZM257 50V49H256ZM255 50V51H256ZM12 51V50H11ZM11 51H10V53H11ZM39 51V52H38ZM64 51V50H63ZM109 51H110V49H109ZM112 51V50H111ZM118 51V52H119ZM182 51H184V50H182ZM186 51H184V52H186ZM203 51V50H202ZM217 51H219V50H217ZM229 51V50H228ZM227 51V52H228ZM244 51H245V49H244ZM250 51V50H249ZM18 52V51H17ZM16 52V53H17ZM22 52H19V57L20 58H23L24 56L21 54ZM51 52V53H50ZM93 52V51H92ZM91 52V53H92ZM96 52V51H95ZM102 52V51H101ZM105 52H107V51H105ZM122 52L120 51V54L122 55ZM129 52H131V51H129ZM214 52V51H213ZM220 52V51H219ZM225 52V51H224ZM8 53V52H7ZM6 53V58H7V55L9 54H7ZM68 53H70V52H67V54ZM90 53V54H91ZM132 53V52H131ZM222 53V52H221ZM242 53H244V52H242ZM247 53H248V51H247ZM12 54V53H11ZM14 54V53H13ZM18 54V53H17ZM17 54H15V55H17ZM23 56V57H21V55ZM97 54H99L98 52H97ZM104 54V53H103ZM112 54V53H111ZM133 54V53H132ZM207 54H208V52H207ZM213 54V53H212ZM220 53H218V55H219ZM236 54H238V53H236ZM255 54V53H254ZM258 54V53H257ZM4 55V56H3ZM211 55V54H210ZM209 55V56H210ZM214 55V54H213ZM222 55V54H221ZM227 55V54H226ZM225 55V56H226ZM229 55V54H228ZM232 55V54H231ZM245 56H246V54H244ZM261 55H264V54H261ZM12 56V55H11ZM10 55H9V57H11ZM27 56V57H28ZM48 56V55H47ZM71 56V55H70ZM73 56V55H72ZM99 56V59H95L94 57H95V55H94V57H91V59H93L92 61H91V59H90V61H81V60H79L78 62H80L82 65H79V64H77V65H79L80 66V69H82V70H85L84 72H85V74H83V76H81L82 77V82H85V79L86 80H88V82H89V91H90V93H94L95 95H96V97H97V99L98 100H100V102L101 101H103V103H104V105H100V104H102V103H99L98 102V104L103 108V106H104V108H105V110H107L106 108L107 107H111L112 109H113V111H112V113L115 115V116H117L118 118H120L121 119V122H120V125L123 123L122 121L123 120H127L126 122V124H130V126H128L129 127V129H131L130 127L131 126H135L134 128L136 129L137 127H139L140 126V124L139 123H141V122H139L138 123V119H139V117L140 116H142V115H144L143 114V112H141L142 113V115H140L141 113H140V109L142 108L143 109V107L142 106H144V107H146L145 106V104H148V103H145V104H143L142 102H141V100H140V98H139V96L138 95H136L135 93H133V92H130L129 91V89H130V87H129V84L131 83L130 82V80H132V79H130V80H128V77H127V75H126V77L124 76V73H126V72H124V70H122L121 69V67H123V65L125 66L126 65V61L128 62L129 60H128V58H127V60L125 59V60H120V59H124V58H126V57H124V58H122V56H121V58L118 56H116V58L114 59V56L112 57V59H113V61H112V63L110 64L111 66H113V69H112V67L110 68L109 66V64H107V63H110V60L108 59V61L109 62H107V60H106V62H105V60H101L100 59V57H101V55H98ZM110 56V55H109ZM125 56V55H124ZM127 56V55H126ZM208 56V55H207ZM223 56V55H222ZM235 56V55H234ZM252 56V55H251ZM256 56V55H255ZM258 56H259V54H258ZM27 57L26 58H23V59H20L21 60V62H23L24 61V59H26V60H28L27 59ZM106 58H108L107 57V55L105 56ZM111 57V56H110ZM220 57V56H219ZM224 57V56H223ZM228 57V56H227ZM243 57V56H242ZM257 57V56H256ZM260 57H264V56H260ZM5 57L3 58V59H6ZM12 58V57H11ZM11 58H9V59H11ZM69 59L71 58V57H68ZM211 58V57H210ZM212 58H214V60H215V56L213 57L212 56ZM211 58V59H212ZM221 58V57H220ZM219 58V60H221ZM233 58V57H232ZM235 58V57H234ZM0 59V62H3V61H5V60H1ZM13 59V58H12ZM17 59V58H16ZM43 59V58H42ZM73 59V58H72ZM71 59V60H72ZM80 59V58H79ZM95 59V60H94ZM104 59V58H103ZM218 59V58H217ZM216 59V60H217ZM223 59V58H222ZM225 59V58H224ZM252 59H254V58H252ZM19 60V61H20ZM44 60V59H43ZM100 60V61H99ZM208 60L209 61H211L209 58H208ZM213 60V61H214ZM218 60V61H219ZM236 60V59H235ZM255 60V59H254ZM9 60H6V64H7V66H10V68H11V63L13 64V61H16V60H13V61H11V63H9L8 62ZM29 61V62H30ZM52 61L53 60H51V63H52ZM63 61V60H62ZM65 61H67V62H72V61H70V60H65ZM64 61V64L66 63ZM75 61V60H74ZM97 61H99V63H101L102 64V62H104L102 65V67L101 68H103L104 66L106 67V69L108 70V69H111L112 71H110L109 70V73L107 72V71H105V68H104V70L103 69H100V67L98 66V64H97ZM124 61V62H123ZM134 62H135V60H133ZM132 61V62H133ZM137 61V60H136ZM224 61V60H223ZM234 61V60H233ZM239 61V60H238ZM237 61V62H238ZM36 62V61H35ZM43 62V61H42ZM48 62H50V61H48ZM77 62V61H76ZM133 62V63H134ZM141 62V61H140ZM208 62V61H207ZM236 62V61H235ZM240 62V61H239ZM8 63H9V65H8ZM31 63H33V65H34V62H31ZM41 63V62H40ZM54 63V62H53ZM56 63V62H55ZM54 63V64H55ZM58 63V62H57ZM75 63V62H74ZM125 63V64H124ZM137 63V62H136ZM212 63V62H211ZM229 63V62H228ZM231 63V62H230ZM19 64V63H18ZM28 64V61H26V63H25V67L26 66H29V65H31V64H29V65H27ZM100 64V65H101ZM106 64V65H105ZM123 64V65H122ZM141 64V63H140ZM208 64V63H207ZM213 64H214V62H213ZM213 64H211L213 67H214V65ZM216 64V63H215ZM220 64V63H219ZM223 64H224V62H223ZM14 65H15V63H14ZM20 65V64H19ZM46 65H47V63H46ZM60 65V64H59ZM128 65V64H127ZM137 65V64H136ZM225 65V64H224ZM233 65V64H232ZM234 65H235V63H234ZM242 65V64H241ZM243 65H244V63H243ZM249 65V64H248ZM247 65V66H248ZM1 66H3V65H0V67ZM13 66V65H12ZM18 66V65H17ZM21 66V65H20ZM36 66V65H35ZM79 66H74L75 68L76 67H79ZM131 66V65H130ZM210 65H208L207 67H209ZM212 66H210L211 68H212ZM216 66V65H215ZM24 67V68H25ZM31 67V66H30ZM209 67V68H210ZM239 67V66H238ZM1 68H3V67H1ZM4 68H7L6 70H4V69H1V71L2 70H4L5 72L6 71H8V68L9 67H4ZM9 68V72L10 73H12L13 71H12V68L10 69ZM18 68H20V67H18ZM23 68V67H22ZM33 68H34V66H33ZM54 68V67H53ZM99 68V69H98ZM134 68H135V66H134ZM137 68H139L138 66H137ZM218 68V67H217ZM222 68H223V70H224V68L225 67H223V65H222ZM229 68V67H228ZM39 69H40V67H39ZM39 69H38V71H39ZM76 69H78V68H76ZM214 69H216V67L214 68ZM213 69V70H214ZM16 70V69H15ZM18 70V69H17ZM24 70V69H23ZM28 70V68H26L25 69V72H23V76L25 75V77H23L22 76V78H26L27 77V75L29 74V72L27 71ZM31 70V69H30ZM33 70H35V69H33ZM41 70V69H40ZM46 70V69H45ZM81 70V71H82ZM102 70H103V72H102ZM212 70V69H211ZM4 71H2V72H4ZM20 71V70H19ZM26 71L28 72L27 73V75L25 74L26 73ZM43 71V70H42ZM53 71V70H52ZM51 71V72H52ZM71 71V70H70ZM78 71V70H77ZM80 71V70H79ZM78 71V72H79ZM204 71H207V69L206 70H204ZM210 71V70H209ZM218 71V74H219V70H217ZM243 71H245V70H243ZM1 72V74L3 75L4 73H2ZM22 72H21V74H22ZM48 72V71H47ZM121 72V73H120ZM208 72V71H207ZM213 72V71H212ZM224 72V71H223ZM232 72V71H231ZM10 73H7L6 72V74H10ZM15 73H16V71H15ZM20 73V72H19ZM38 73V72H37ZM75 73H77V72H75ZM83 73V72H82ZM205 73V72H204ZM211 73V72H210ZM213 73H215V72H213ZM221 73V72H220ZM229 73V72H228ZM248 73V72H247ZM250 73V72H249ZM6 74H4V75H6ZM16 74H18V72L16 73ZM20 74V75H21ZM31 74H33V73H31ZM127 74V73H126ZM140 74H141V72H140ZM163 74V73H162ZM216 74V73H215ZM215 74H213V76L215 75ZM235 74V73H234ZM244 74H246V71H245V73H243V75ZM252 74V73H251ZM250 74V75H251ZM258 74V73H257ZM260 74L262 75V72L260 71ZM3 75V76H4ZM15 75V74H14ZM43 75V74H42ZM77 75V74H76ZM75 75V76H76ZM80 75H81V72H80ZM85 75V76H84ZM135 75V74H134ZM203 75V74H202ZM222 75V74H221ZM242 75V76H243ZM249 75V74H248ZM254 74H252V76H253ZM10 76H13V75H10ZM18 76V75H17ZM36 76V75H35ZM37 76H39V74L37 75ZM41 76V75H40ZM47 76V75H46ZM206 76V75H205ZM204 76V77H205ZM212 76V77H213ZM239 76V75H238ZM1 77V76H0ZM18 77H21V76H18ZM30 77H31V75H30ZM29 77V75H28V79H27V81L25 80V82L23 81V83H28V88H32L35 84V86L34 87H38L39 86V88L41 89V87H43V85H42V83H43V80L41 81L42 83L41 84H39V85H37L38 84V82L36 81L38 78H36V77H31L30 78ZM203 77V78H204ZM216 77V76H215ZM218 77V76H217ZM245 77V76H244ZM257 77V75H255V77H253V78H250V79H253V82H254V80H259V81H261L262 79H260L261 77H259V79H258V77ZM2 78V77H1ZM8 78H9V76H8ZM42 78H43V76H42ZM78 78H80V77H78ZM127 78V79H126ZM130 78V77H129ZM219 78V77H218ZM222 78V77H221ZM220 78V79H221ZM242 78V77H241ZM247 79H248V77H246ZM254 78H256V79H254ZM262 78H264V76H262ZM4 79V78H3ZM9 79H14L13 77H11V78H9ZM19 79V78H18ZM23 79V80H24ZM34 79V80H33ZM36 79V80H35ZM51 79H52V77H51ZM75 79H77V78H75ZM126 79V80H125ZM135 79V78H134ZM215 79H217V78H215ZM224 79H226V78H224ZM244 79V78H243ZM247 79H245V81L247 80ZM6 80H7V78H6ZM22 80V79H21ZM32 81V83H31V81ZM40 80V79H39ZM219 80V79H218ZM249 80V79H248ZM8 81V80H7ZM9 81H11V80H9ZM30 81V82H29ZM47 80H45V82H46ZM51 81V80H50ZM55 81V80H54ZM53 81V82H54ZM127 81H129V82H127ZM132 81H134V80H132ZM221 81V80H220ZM227 81V80H226ZM239 81V80H238ZM245 81H243V83L245 82ZM34 82H35V84H34ZM37 82V83H36ZM59 82V81H58ZM88 82H86L87 84H88ZM136 82V80L134 81V83ZM227 82H229V81H227ZM256 82V81H255ZM1 83V82H0ZM7 83V82H6ZM11 83L13 84V81H11ZM10 82L8 83L9 84V86L7 85V84H5L6 85V87L8 88H10V90H8V92H10L11 90V92H10V95H5V94H8V92H7V90H6V88H5V90L4 91H6V93L5 94H3V93H0V264H236V263H238V264H244V259H246V258H249L248 256H250V255H248V253H247V255H245L246 253H244L243 251V254L245 255V256H247V257H244L243 258V260H241L242 262L240 263V261L239 262H234V260L235 259H233V254L234 253H236V254H234V255H237V256H235V258L237 257H239V259L240 258H242L243 257V255L240 257L239 255H241L240 253H242L241 251H239V255H238V253H237V251H238V248H237V251H235L234 253H233V248H231V251H232V256L233 257H231V256H229V255H227V253H223V252H225L223 249H226L227 247H224L223 246V242H221V238H219V235L217 234V232L218 233H220L219 231H220V229H221V227H220V229H219V227H218V229L217 230H219V231H216L215 233L217 234V238H216V236L215 237H213L212 235L213 234H211V231H210V223L208 224H206V223H204V221L201 223V222H199V223H195V222H193V224H191L192 223V221H190L189 223L190 224H188L187 225V223H186V225H184V223H181V219L180 218H178V220H177V217L175 218L174 217V219H176V220H174V225H173V227L175 228V230L173 229V231L175 232V234L176 235H172V236H174L173 238V242H175L176 240V244L174 243H171L172 241L168 238H166L165 236H163L162 235V233L160 232H157L158 234H157V236L155 235L156 233H153L154 231H155V229H156V227L155 226H153V227H151L152 225H151V223H153V222H151V221H148L149 220V218L147 217V216H145L144 214H143V216H144V218L142 217V216H140L142 213H138V206H140L139 207V209L140 208H142L141 210L143 211V209L144 210H147L148 212H147V214H148V216L150 215V212H151V214L153 213V208L155 207V204H156V198L158 197H153V195H155L154 193H152V192H154L153 190H152V188H151V194H153V195H148V189H147V192H145L146 191V188H148V187H144L143 186V183H144V185H146V181H144V182H139V180H138V176L140 177H143L142 175H137V173H140V172H138V170H139V164H140V159L141 158H143V157H141V156H139L137 153H138V150L140 151V149H141V146L139 145V143H141V142H143V141H141L140 140V142L137 144L138 145V148H139V146H140V149H137V150H135V151H137V153H134L133 155H132V157H129L130 155V152L132 153V151L133 152H135L134 150H132V151H130L129 149V151L130 152H127V147H126V149H125V147H123L124 146V143H120V145L118 144V140H113L114 138H112V136H111V138H110V135H109V132H106V130H105V132L109 135H107L106 137L105 136H103L102 138H100L99 136H98V134H100V133H97V136L96 135H93L92 133H93V131H92V133L90 134V136H88L89 138L87 139V143H88V141H91L90 143H96V144H98L97 143V141H99V147H101V150L103 151V152H106V153H104V154H106V156H104V159H102V154L103 153H99V151H95V150H97L99 147H95V146H97L96 144L94 145V147L96 148H93V146H91L92 148H90L91 149V151H92V153L93 154H96V152H98L96 155L98 156L99 155V158H101L102 160H105L104 161V163L105 162H107L106 160H108L109 161V159H106V157H110L111 159V161H110V164L109 163H107V165H114V166H111V168H109V166H107V168H109V169H112L111 170V172H113V169H114V172H113V175H112V173H111V177L112 178H108L107 177V175H104L103 173H99L98 175H99V177H101V179L99 178V177H94L92 174H90V177H92L93 179H91V178H89V179H87L86 178V181L84 180L85 178H84V175H85V172L86 171H84V168L82 167L84 164L83 163H81L80 162V158H81V155L79 156V154H76V151H78V149H80V147H82L83 145H82V143H83V141H82V139L81 138H79V137H77L78 135L75 133V132H73L74 131V129L72 130V128H71V131L72 132H70L69 130H70V128H68L69 130H65V129H63L62 131H57V132H55L54 131V133H55V135L53 134V132H52V129H54V128H52V129H50L49 127H53V125H52V123L50 124L49 122H47V121H45L46 120V118H47V114H45V111L44 110H41V111H39V108L37 109V108H35V105H37V104H35V101H34V104L32 103V104H30L29 102H27L26 103V99L28 100L29 98L28 97H30L31 99H29V100H34L32 97L35 95H33L32 97H31V95L29 94V96H28V94H25L24 93V91L21 89H19L20 91H19V93H21V95L23 96V97H25L24 99H23V97L22 96H20V94H19V96L20 97H18L16 100H14L13 101V95H11V93L13 92L14 93V95H15V93H17L18 94V92H14V88H16V86L13 88V86L12 85H10L11 84ZM31 83V85H33V86H31V85H29ZM79 83H81V80L79 81ZM127 83H129L128 85H127ZM133 83V84H134ZM226 83V82H225ZM230 83V82H229ZM232 83H233V81H232ZM235 84L237 83V84H239L238 82H234ZM243 83H242V85H243ZM246 83H248V82H246ZM257 83V82H256ZM256 83H255V85H256ZM261 83H262V81H261ZM61 84V83H60ZM132 84V83H131ZM133 84L132 85H130V86H132V87H134L135 86V84H134V86H133ZM136 84H137V82H136ZM237 84H236V86H237ZM253 84V83H252ZM259 84H260V82H259ZM258 84V85H259ZM23 85L24 84H22V87H23ZM40 85H42L41 87H40ZM52 85H54V84H52ZM77 85V84H76ZM255 85H253V86H255ZM257 85V86H258ZM11 86V87H10ZM29 86H31V87H29ZM44 86H46L45 84H44ZM48 87H50L49 85H47ZM227 86H229V85H227ZM245 86V85H244ZM257 86H255V87H257ZM36 87V88H37ZM58 87H60V86H58ZM129 87V88H128ZM232 87V86H231ZM230 87V88H231ZM3 88V89H4ZM12 88V89H11ZM18 88V87H17ZM16 88V89H17ZM24 88V87H23ZM55 88V87H54ZM138 88V87H137ZM234 88V87H233ZM252 88V87H251ZM254 88V87H253ZM258 88H261V86L260 87H258ZM14 89V90H13ZM26 89V88H25ZM33 89H35V88H33ZM40 89H38V90H40ZM47 89V87H45V90ZM80 89V88H79ZM84 89V88H83ZM31 90V89H30ZM50 90V89H49ZM82 90V89H81ZM86 90V89H85ZM135 90H136V87H135ZM226 90V89H225ZM234 90V89H233ZM251 90V89H250ZM259 90V89H258ZM262 90H264V88H262ZM1 91V90H0ZM17 91H18V89H17ZM27 91H29V90H27ZM34 91H37V89L36 90H34ZM34 91L32 90V92L34 93ZM41 91V90H40ZM39 91V92H40ZM47 91V90H46ZM46 91H41V92H44L43 94H46L47 92ZM54 91V90H53ZM57 91V90H56ZM84 91V90H83ZM88 91V92H89ZM227 91V90H226ZM229 91V90H228ZM238 91V90H237ZM40 92V93H41ZM46 92V93H45ZM55 92V91H54ZM243 92V91H242ZM32 93V94H33ZM225 93V91L222 93V94H224ZM232 93V92H231ZM246 93V92H245ZM262 93V92H261ZM27 95V96H25V95ZM38 94V93H37ZM42 94V93H41ZM53 94V93H52ZM56 94V93H55ZM59 94V93H58ZM64 94V93H63ZM226 94V93H225ZM236 94V93H235ZM258 94H260V92H258ZM40 95V94H39ZM39 95H37L38 97H39ZM57 95V94H56ZM95 95H94V97H95ZM204 95V94H203ZM230 95V94H229ZM228 95V96H229ZM253 95V94H252ZM261 95V94H260ZM41 96V95H40ZM144 96H145V94H144ZM206 96V95H205ZM221 95H219V97H220ZM227 96V95H226ZM231 96V95H230ZM233 96H235V95H233ZM246 96V95H245ZM22 97V98H21ZM27 97V98H26ZM44 97H47L46 95L45 96H43V98ZM79 97H80V95H79ZM81 97H83V96H81ZM146 97V96H145ZM145 97H144V99H145ZM150 97H152V96H150ZM154 97V96H153ZM196 97V96H195ZM199 97V96H198ZM198 97H196V99L198 98ZM201 97V96H200ZM204 97V96H203ZM222 97V96H221ZM257 97V96H256ZM259 97V96H258ZM260 97H264V95H262V96H260ZM23 99L25 102H23V100H20V99ZM37 98V97H36ZM42 98V97H41ZM40 98V99H41ZM202 98V97H201ZM205 98V97H204ZM209 98V97H208ZM48 99V98H47ZM150 99V98H149ZM155 99V98H154ZM200 99V98H199ZM198 99V100H199ZM244 99V98H243ZM37 100H39V99H37ZM45 100V99H44ZM79 100V99H78ZM81 100V99H80ZM151 100V99H150ZM202 100V99H201ZM206 100V99H205ZM215 100V99H214ZM17 101V102H16ZM41 101V100H40ZM89 101V100H88ZM96 101V100H95ZM217 101V100H216ZM221 101H222V99H221ZM223 101H224V99H223ZM42 102V101H41ZM78 102V101H77ZM80 102V101H79ZM93 102H94V100H93ZM189 102V101H188ZM260 102H264V100H260ZM260 102L258 101L257 103H258V105L260 104ZM24 103V104H23ZM26 103V104H25ZM43 103V102H42ZM47 103V102H46ZM52 103H53V101H52ZM89 103H90V101H89ZM180 103H181V101H180ZM182 103H183V101H182ZM197 103V102H196ZM199 104H200V102H198ZM197 103V104H198ZM210 103H212V102H210ZM257 103L255 104V105H257ZM27 104H30V106H28ZM54 104V103H53ZM55 104H57V103H55ZM82 104V103H81ZM80 104V105H81ZM90 104H93V103H90ZM94 104H95V102H94ZM185 104V103H184ZM191 105H192V103H190ZM195 104V103H194ZM213 104V103H212ZM262 104H264V103H262ZM49 105V104H48ZM58 105V104H57ZM84 105V104H83ZM87 105V104H86ZM98 105V106H99ZM105 105H107V106H105ZM190 105V106H191ZM24 106V107H23ZM27 107V109H26V107ZM42 106V105H41ZM88 106H89V104H88ZM92 105H90L89 107H88V111L90 112V107H91ZM189 106V105H188ZM201 106V105H200ZM260 107H261V105H259ZM36 107H38V106H36ZM48 107V106H47ZM50 107V106H49ZM54 107V106H53ZM101 107H99V109L101 108ZM178 107H179V105H178ZM196 107H197V105H196ZM196 107H195V109H196ZM56 108V107H55ZM60 109H61V107H59ZM63 108V107H62ZM80 108V107H79ZM86 108H87V106H86ZM86 108H85V110H86ZM149 108V107H148ZM199 108V107H198ZM201 108V107H200ZM199 108V109H200ZM255 108H256V106H255ZM23 109L25 110V111H23ZM38 111H37V110ZM60 109H58V111H60ZM64 109L66 110V108L64 107ZM64 109H63V111H64ZM111 109V110H112ZM141 109V110H142ZM194 109V110H195ZM199 109H197L198 111H199ZM84 110V109H83ZM91 110H92V108H91ZM105 110H103V112L105 111ZM144 110H145V108H144ZM144 110H142V111H144ZM146 110H147V107H146ZM95 111V110H94ZM168 111V110H167ZM172 111V110H171ZM174 111V110H173ZM191 111V110H190ZM189 111V112H190ZM202 111V110H201ZM20 112H22V114L20 113ZM33 112V113H32ZM51 112V111H50ZM66 112V111H65ZM87 112V111H86ZM92 112V111H91ZM95 112H97V113H99V110L97 109ZM108 112V111H107ZM106 112V113H107ZM134 112V113H133ZM149 112V111H148ZM184 112V111H183ZM183 112H181V114H182V116L184 117V115H183ZM187 112V114H188V111H186ZM185 112V113H186ZM15 113L17 114H19V115H15ZM34 114V113H36L35 115H34V125L36 124L37 126H39V124L38 123H40L41 124V128H42V131H44L45 130V132L47 133H44V136H42V135H40L41 133H39L38 134V130H40V129H38L39 127H37V129H36V135L38 134V137L39 136H41L42 138H43V140L41 139L40 141H42L41 143L39 142V141H37V143H36V141H34L35 143H36V145H35V143H33L32 141L33 140H35V139H33L32 141H31V137H33V136H30L29 134H28V132L26 131L27 129L29 130V128H27L25 131H22V134H20V136H21V138H18L17 136H18V134L19 133H21V132H17V130L18 129H16V133H18V134H15V133H11L12 132V130H13V124H15L16 126H19V127H21V125H22V127H24V125H26L25 123H27V120L26 119H29V120H31V119H33V115L32 114ZM61 113H62V115L61 116H57L58 118H59V120H60V123L63 125L64 124V120L66 119V115H65V117H64V112H62L61 111ZM70 113H71V111H70ZM77 113H78V111H77ZM105 113V112H104ZM176 113V112H175ZM179 113V112H178ZM184 113V114H185ZM192 113H194V114H192ZM192 116L194 115V116H196V113L194 112V111H192ZM30 116H29V115ZM53 114H55V113H52V115ZM92 114V113H91ZM94 114V113H93ZM101 114V113H100ZM136 114H139L138 116H137V120L135 119V121H137V122H135V123H138L137 124V126H136V124L134 123V120H132V119H134L135 117V115ZM148 114V113H147ZM20 115H23V117H25V116H27L28 115V117H26L25 118V121L26 122H24L23 121V123L24 124H20L19 123V121H18V116H20ZM49 116H51L50 114H48ZM56 115H59L58 114V112H57V114ZM69 115V114H68ZM78 115V114H77ZM89 115V114H88ZM134 115V116H133ZM149 115H151V114H149ZM158 115V114H157ZM180 115V114H179ZM178 115V116H179ZM17 116V117H16ZM54 116V115H53ZM83 116V115H82ZM90 116H92V115H90ZM100 116V115H99ZM111 116V115H110ZM165 116V115H164ZM188 116V115H187ZM187 116H185V117H187ZM192 117V120L195 118L196 119V117ZM38 117V119H37V121H40V122H36V118ZM54 117H56V116H54ZM61 117H62V119H61ZM143 117V116H142ZM148 117V116H147ZM150 117V116H149ZM152 117V116H151ZM150 117V118H151ZM180 117H181V115H180ZM182 117V118H183ZM58 118H57V120H58ZM94 118H95V116H94ZM96 118H97V116H96ZM153 119H154V116L152 117ZM157 118H158V116H157ZM163 118V117H162ZM165 118V117H164ZM78 119V118H77ZM123 119V120H122ZM141 119V118H140ZM147 120H149L148 118H146ZM152 119V120H153ZM159 119V118H158ZM185 119V118H184ZM21 120H22V118H21ZM50 120H53V119H50L49 118V121ZM58 120V121H59ZM142 120H143V118H142ZM141 120V121H142ZM162 120V119H161ZM188 119H186V121H184V123L185 122H188L187 121ZM200 120V119H199ZM206 120V119H205ZM6 121V122H5ZM64 121V122H63ZM67 121V120H66ZM98 121V120H97ZM117 121V120H116ZM133 121V122H132ZM204 121V120H203ZM208 121V120H207ZM20 122H22V121H20ZM32 122H33V120H32ZM31 121H29L28 123H27V126L29 127V125L32 123ZM36 122V123H35ZM76 122V121H75ZM75 122H73V124L75 123ZM79 122V121H78ZM118 122V121H117ZM125 122V121H124ZM132 122V123H131ZM144 121H142V123H143ZM163 122L164 123H166L165 121H164V119H163ZM195 122V121H194ZM198 122V121H197ZM199 122H201V121H199ZM119 123V122H118ZM117 123V124H118ZM161 123V122H160ZM193 123V122H192ZM29 124V125H28ZM67 124V123H66ZM72 124V123H71ZM188 125H189V123H187ZM198 124V123H197ZM55 125V124H54ZM65 125V124H64ZM98 125V124H97ZM102 125V124H101ZM119 125V124H118ZM117 125V126H118ZM120 125L118 126L119 128H120ZM122 125H124V124H122ZM142 125V124H141ZM145 126L144 127H146V123L144 124ZM148 125H150V124H148ZM147 125V126H148ZM184 125V124H183ZM199 125V124H198ZM200 125H202V124H200ZM15 126V127H16ZM104 126V125H103ZM116 126V125H115ZM125 126V125H124ZM126 126V127H127ZM171 126V125H170ZM21 127V129H23ZM30 127H31V125H30ZM32 127H33V125H32ZM36 126H34V128H35ZM71 127H73L74 128V126H71ZM77 127H78V123H77ZM127 127V128H128ZM141 127V126H140ZM174 127V126H173ZM173 127L172 128H170V129H173ZM17 128V127H16ZM45 128H49L50 130H51V132L48 130V132L46 131V129ZM103 128V127H102ZM126 128V129H127ZM153 129V128H151V127H149L148 126V129ZM162 128V127H161ZM169 128V127H168ZM20 129V128H19ZM33 129V128H32ZM31 129V130H32ZM57 129V128H56ZM56 129H54V130H56ZM125 129V128H124ZM135 129H133L134 130V133H135V131H137L139 128H137L136 130ZM147 129V128H146ZM187 128H185L184 130H186ZM30 130V131H31ZM35 130V129H34ZM108 130V129H107ZM118 130V129H117ZM133 130H131V131H133ZM163 130V129H162ZM184 130H181V131H184ZM191 130V129H190ZM198 130V129H197ZM18 131H20V130H18ZM125 131V130H124ZM128 131V130H127ZM140 131H141V129H140ZM139 131V132H140ZM148 131V130H147ZM150 131V130H149ZM167 131L168 130H166V132H165V134L167 133ZM176 131H177V129H176ZM14 132V131H13ZM24 132V133H23ZM96 132V131H95ZM100 132V131H99ZM121 132V131H120ZM172 132V131H171ZM170 132V133H171ZM178 132V131H177ZM176 132V133H177ZM131 134V133H129V135H135V134ZM150 133V132H149ZM156 133V132H155ZM178 133H180V132H178ZM183 133V132H182ZM31 134V133H30ZM43 134V133H42ZM48 134H52V138H50V136L48 137ZM94 134H96V133H94ZM102 134V133H101ZM115 134V133H114ZM138 134H140V133H138ZM163 134V133H162ZM173 134V133H172ZM196 134V133H195ZM15 135H17L16 136V138H14V136ZM46 135H47V137H48V139H46ZM103 135V134H102ZM105 135V134H104ZM150 135V134H149ZM158 135V134H157ZM170 135V134H169ZM19 136V137H20ZM30 136V137H29ZM95 136H96V141H95ZM122 136V135H121ZM148 136V135H147ZM187 136H189V137H186V138H189L190 139V135H187ZM193 136V135H192ZM37 137V136H36ZM35 137V138H36ZM44 137H45V139L46 140H44ZM107 137H109V138H107ZM133 137H137V136H133ZM139 137H140V135H139ZM179 137V136H178ZM177 137V138H178ZM202 137V136H201ZM18 138V139H17ZM127 138H128V136H127ZM134 138V139H135ZM153 138H154V136H153ZM157 138V137H156ZM161 138V137H160ZM159 138V139H160ZM168 138V137H167ZM177 138H175V139H177ZM181 138H183V137H181ZM193 138H195L194 136H193ZM38 139V138H37ZM39 139H40V137H39ZM101 139V140H100ZM123 139H125V138H123ZM129 139V138H128ZM138 139V138H137ZM137 139H135L134 141L136 142H138V140ZM146 139V138H145ZM151 139H152V137H151ZM158 139V138H157ZM175 139L173 140V143H174V141H175ZM197 139H199V138H197ZM208 139V138H207ZM155 140V139H154ZM171 140V139H170ZM184 140H186V139H184ZM192 140V142H193V139H190V141ZM101 141V142H100ZM120 141V140H119ZM121 141H122V139H121ZM131 141H133V140H131ZM158 141V140H157ZM160 141V140H159ZM158 141V142H159ZM164 141V140H163ZM169 141V140H168ZM189 141V140H188ZM187 141V142H188ZM198 141H200V140H198ZM207 141V140H206ZM210 140H208L207 141V143L209 142ZM161 142V141H160ZM177 142V141H176ZM192 142H190L191 144H193ZM196 142V141H195ZM201 142V141H200ZM211 142V141H210ZM85 143V142H84ZM83 143V144H84ZM89 143V144H90ZM162 143V142H161ZM160 143V144H161ZM164 143V142H163ZM162 143V144H163ZM180 143V142H179ZM183 143H185V141L183 142ZM189 143V142H188ZM198 143V142H197ZM39 144H41L40 146H38V147H36L37 145H39ZM117 144L119 145V146H117ZM127 144V143H126ZM143 144H144V142H143ZM148 144V143H147ZM167 144V143H166ZM196 144V143H195ZM194 144V145H195ZM204 144V143H203ZM202 144V145H203ZM79 145V146H78ZM81 145V146H80ZM90 145H92V144H90ZM90 145H89V147H90ZM129 144H127V146H128ZM145 145V144H144ZM156 145V144H155ZM164 145V144H163ZM206 145V144H205ZM86 145H84V147H85ZM149 146V145H148ZM157 146H159L158 145V143H157ZM161 146V145H160ZM168 146V145H167ZM171 147H172V145H170ZM170 146H168V147H170ZM176 146V145H175ZM187 146H189V145H186V147ZM192 145H190L189 147H191ZM212 146V145H211ZM88 147V148H89ZM119 147H123V148H119ZM132 147H134V146H132ZM170 147V148H171ZM180 147H181V145H180ZM179 147V148H180ZM193 147V146H192ZM37 148V149H36ZM83 148V147H82ZM124 149L123 151L122 150H118V149ZM128 148H130L129 146H128ZM134 148H137V147H134ZM146 148H147V146H146ZM160 148V147H159ZM162 148V147H161ZM164 148H166V147H164ZM170 148H168V149H170ZM181 148H185V146H183V147H181ZM196 148V147H195ZM93 149H94V151H93ZM100 149V148H99ZM106 151H105V150ZM167 149V150H168ZM172 149V151H174L173 150V147L171 148ZM188 149V148H187ZM190 149V148H189ZM206 149H210V151H211V147L209 148V147H207ZM101 150H100V152H101ZM141 150H143V149H141ZM158 150H160V149H158ZM177 150V149H176ZM184 150V149H183ZM193 150V149H192ZM197 150V149H196ZM89 151V150H88ZM120 151H122V152H120ZM162 151H163V149H162ZM171 150H170V153L172 152ZM178 151V153H180L179 152V150H177ZM181 151V150H180ZM212 151H213V148H212ZM211 151V152H212ZM144 152V151H143ZM142 152V153H143ZM166 152V151H165ZM168 152V154H169V150L167 151ZM176 152V151H175ZM189 152V151H188ZM196 152V151H195ZM83 153V152H82ZM91 153V154H92ZM129 153V154H128ZM140 154H141V152H139ZM148 153V152H147ZM183 153H187L186 152V150H184V152ZM183 153H181L180 155H174L173 157H175V159L178 157V156H180V159L182 160V158L183 157H181V155L183 154ZM200 153V152H199ZM84 154V153H83ZM82 154V155H83ZM91 154L89 153V155L90 156H88V157H91ZM148 154H150V153H148ZM163 154H164V152H163ZM162 154V155H163ZM166 154V153H165ZM172 154H175L174 152H172ZM211 154V153H210ZM213 154H215V151H213ZM86 155V154H85ZM96 155H92V156H96ZM144 155V154H143ZM170 155V154H169ZM187 155V154H186ZM77 156H79V157H77ZM121 156H122V158H121ZM145 156V155H144ZM193 156V155H192ZM212 157H213V155H211ZM141 157V158H140ZM154 157V156H153ZM166 157H167V154H166ZM170 157H172L171 155H170ZM211 157V158H212ZM92 158V157H91ZM132 158V161L130 160ZM151 158V157H150ZM156 158H157V156H156ZM154 159V161L155 162H159V163H157V165L158 164H160V165H158V167L159 168H161L162 167V165H161V163L163 162V161H161L160 159V161L158 160V161H156L157 159ZM160 158V157H159ZM163 158H164V156H163ZM179 158V157H178ZM77 159H80L79 161L77 160ZM144 159V158H143ZM146 159V158H145ZM152 159V158H151ZM170 159H172V158H169V160L168 161H170ZM175 159H172V160H175ZM180 159H177V160H180ZM193 159H195V158H193ZM218 159H221V158H218ZM83 160V159H82ZM81 160V161H82ZM93 160V159H92ZM148 160H149V158H148ZM172 160H171V162H172ZM197 160V159H196ZM84 161V160H83ZM82 161V162H83ZM99 161V160H98ZM142 161H144V160H142ZM147 161V160H146ZM152 161H153V159H152ZM164 161H165V159H164ZM222 161V160H221ZM86 163H85V165L87 164V161H85ZM93 162V161H92ZM91 162V165L88 167L90 170H93L92 172H94V170H95V168H94V166H95V163L93 162L92 163ZM112 162V163H111ZM132 163L131 165L132 166H130V163ZM149 162H151V161H149ZM161 162V163H160ZM178 162V161H177ZM185 162H186V160H185ZM190 162V161H189ZM192 162H193V160H192ZM213 162V161H212ZM77 163L79 164V166L77 165ZM129 163V164H128ZM144 162H142V166H145V163L143 164ZM218 163V162H217ZM135 164V165H134ZM150 164V163H149ZM165 164H167V163H165ZM169 164V163H168ZM187 164H189L188 162H187ZM214 164H216V163H214ZM104 164H102V166L101 165H99V166H101L102 168L104 167L103 166ZM106 165V164H105ZM133 165H134V167H133ZM152 166H154L153 164H151ZM183 165V164H182ZM181 165V166H182ZM212 165V164H211ZM210 165V166H211ZM87 166H88V164H87ZM185 166H187L188 167V165H185ZM193 166H194V168H195V165L193 164ZM259 166H260V164H259ZM262 166V165H261ZM85 167V166H84ZM96 167V166H95ZM130 167V168H129ZM132 167V168H131ZM149 167V169H150V166H148ZM175 167H176V164H175ZM190 167V166H189ZM68 168H70V169H68ZM97 168V167H96ZM100 168V167H99ZM127 168V169H126ZM135 168V170H133ZM159 168L157 169V170H159ZM165 168V167H164ZM182 168V167H181ZM201 168V167H200ZM205 168V167H204ZM71 169H72V171H71ZM98 169V168H97ZM104 169V168H103ZM109 169H107V170H109ZM129 169V173L128 172H125L126 170H128ZM156 169V168H155ZM168 169V168H167ZM183 169H185V168H183ZM191 169V168H190ZM70 170V171H69ZM85 170H87L88 171V169H87V167H85ZM141 170H143V169H141ZM152 170V169H151ZM164 171H165V169H163ZM179 170V172H180V169H177V171ZM188 170H189V168H188ZM187 169H186V171H188ZM197 170V169H196ZM195 170V171H196ZM200 170H202V169H200ZM217 170V169H216ZM97 171V170H96ZM101 171V170H100ZM105 171V170H104ZM116 171V172H115ZM147 171H148V169H147ZM164 171H162L163 173H164V175H165V172ZM176 171V170H175ZM175 171H174V173H175ZM184 171V170H183ZM199 171V170H198ZM198 171H197V173H198ZM120 172H121V174H120ZM143 172V171H142ZM153 172H155V171H153ZM160 172V171H159ZM158 172V173H159ZM162 172H161V174H162ZM202 172V171H201ZM204 172V171H203ZM211 172V171H210ZM87 173V172H86ZM96 174H97V172H95ZM148 173V172H147ZM156 173V172H155ZM177 173V172H176ZM181 173H182V170H181ZM84 174V175H83ZM102 174H103V176H106V177H103V179H102ZM143 174H146L145 172H143ZM149 174H153V173H149ZM160 174V173H159ZM187 174V173H186ZM83 175V176H82ZM92 175V176H91ZM95 175V174H94ZM97 175V176H98ZM120 175V176H119ZM132 177H131V176ZM147 175V174H146ZM168 175V174H167ZM170 175V174H169ZM168 175V176H169ZM178 175V174H177ZM184 175V174H183ZM182 175V176H183ZM199 175V174H198ZM80 176H82L81 178H80V180H83L84 182H80L81 183V185L82 184H84L85 182V184L86 185H80L79 186V184L80 183H78V181H80V180H78L77 178H79ZM109 176V175H108ZM119 176V177H118ZM122 176V177H121ZM157 176H158V174H157ZM166 176V175H165ZM170 176H172V174L170 175ZM189 176V175H188ZM203 176V175H202ZM247 176V175H246ZM120 177H121V180H119L120 179ZM135 179H134V178ZM140 177V178H141ZM152 177H154V176H152ZM173 177V176H172ZM195 177V176H194ZM201 177V176H200ZM210 177V176H209ZM96 178V179H95ZM97 178H98V180H97ZM170 178V177H169ZM180 178V177H179ZM192 178V177H191ZM197 179H198V177H196ZM212 178V177H211ZM154 179H157V178H154ZM184 179V178H183ZM194 179V178H193ZM246 179V178H245ZM97 180V181H96ZM185 180V179H184ZM214 180V179H213ZM230 180V179H229ZM102 181V182H101ZM103 181H107L106 183L108 184H105ZM157 181H159V180H156V182ZM200 181V180H199ZM208 181V180H207ZM228 181V180H227ZM156 182H154L153 184H155ZM165 182V181H164ZM163 182V183H164ZM169 182V181H168ZM193 182H195V180L193 181ZM203 182V181H202ZM245 182V181H244ZM100 183L102 184V185H100ZM206 182L204 181V184H205ZM211 183V182H210ZM96 184H98V185H100V187H102L103 188V190H102V192L104 193V192H106L107 190H109V191H115L116 192V194L115 193H112V194H110V196H109V198H110V200H111V198H116V199H114V200H111V201H113V202H109L108 200H109V198H108V196L106 197V195L107 194H105V198H104V196H102L103 198H101V188L97 185V187H95V185ZM140 184H142L141 186H140ZM168 184V183H167ZM190 184V183H189ZM200 184V183H199ZM203 184V183H202ZM212 184V183H211ZM256 185H258L257 183H255ZM255 184H254V186H255ZM103 185H107V187L105 188V187H103ZM169 185V184H168ZM197 185V184H196ZM154 186V185H153ZM186 186V185H185ZM201 186V185H200ZM210 186V185H209ZM214 186V185H213ZM212 186V187H213ZM259 186H261V185H259ZM259 186H258V188H256V187H254V189L256 188V190L255 191H257V189H260L259 188ZM141 187H142V189H141ZM143 187H144V189H145V191H143L144 189H143ZM171 187H173V184L171 185ZM175 187H178V186H176L175 185ZM187 187V186H186ZM189 187H191L190 185H189ZM194 187H195V185H194ZM205 187H207L208 188V185L207 186H205ZM211 187V188H212ZM234 186H231V190H233V189H235L236 187H234ZM105 188V189H104ZM170 188V187H169ZM197 188V187H196ZM196 188H194V189H196ZM201 188V187H200ZM203 188V187H202ZM210 188V187H209ZM210 188V189H211ZM262 188V187H261ZM150 189V188H149ZM171 189V191H172V193L174 192L173 191V189H175L176 190V188H174L173 187V189L172 188H170ZM170 189H169V191H170ZM178 189V188H177ZM180 190H177V191H175V194L177 193V192H179L180 191V193H177L178 195L179 194H181L182 192H181V190L183 191V189H181V188H179ZM192 190H193V188H191ZM206 189V188H205ZM213 189H215L216 190V188H213ZM230 189V188H229ZM187 190L189 191V189L187 188ZM186 190V191H187ZM201 190V189H200ZM207 190H209V189H207ZM230 190V191H231ZM237 190V189H236ZM168 191V190H167ZM212 191V190H211ZM229 191V192H230ZM238 191H239V189H238ZM236 191L237 192V194L238 193H240L241 191ZM248 191V190H247ZM143 192V193H142ZM145 192V193H144ZM185 192V191H184ZM193 192H194V190H193ZM199 192V191H198ZM202 192V191H201ZM216 192H218L217 190H216ZM234 192H235V190H234ZM233 192V193H234ZM235 192V193H236ZM250 191H248L247 193H249ZM108 193H110V192H108ZM155 193H156V191H155ZM166 193V192H165ZM168 193V192H167ZM172 193H170V194H172ZM227 193V192H226ZM232 193V192H231ZM246 193V192H245ZM246 193V194H247ZM260 193V192H259ZM144 194H147V195H145L144 196ZM150 194V193H149ZM161 194V193H160ZM170 194L168 195L167 194V196L168 197H170ZM176 194V195H177ZM184 193H182V195H183ZM187 194V193H186ZM216 194V193H215ZM237 194H235L236 196H238ZM258 194V193H257ZM104 195V194H103ZM158 195H159V193H158ZM173 195H174V193H173ZM173 195H171L172 196V200H176V198H179L180 197V195L177 197L176 196V198H174V196ZM188 195H190V194H188ZM197 195V194H196ZM212 195V194H211ZM213 195H214V192H213ZM223 195H225V194H223ZM226 195H228V194H226ZM234 195V194H233ZM235 195H234V197H235ZM244 195V194H243ZM259 195V194H258ZM262 195H264V194H262ZM143 196L144 197H148V199L150 200L151 199V202L153 203V201L155 200V202L153 203V204H149V203H151V202H148V199L146 198V199H143ZM150 196V197H149ZM186 196V195H185ZM185 196H183L184 198H185ZM194 196V195H193ZM200 196V195H199ZM220 196V195H219ZM229 196V195H228ZM241 196H242V192L240 193V198H241ZM165 197V196H164ZM167 197V198H168ZM196 197V196H195ZM203 197V196H202ZM209 197V196H208ZM232 197V196H231ZM243 197V196H242ZM245 197H247V196H244V198ZM262 197V196H261ZM260 196H259V199L261 198ZM154 198V200H152ZM174 198V199H173ZM199 198V197H198ZM197 198V199H198ZM204 198H205V196H204ZM207 198V197H206ZM205 198V199H206ZM221 198V197H220ZM223 198V197H222ZM236 198H238V197H236ZM240 198H238V199H240ZM249 198L250 199H252V200H250V201H253V198H251V197H248V199L247 200H249ZM256 198H258V197H256ZM120 200V201H124L123 203L125 204V202L128 204V207H127V209L125 210V212H121V210L119 209V206H120V204H121V206L122 207H124V204H122V203H116L117 201L116 200ZM168 199H170V198H168ZM170 199V200H171ZM203 199V198H202ZM217 199V198H216ZM231 199V198H230ZM262 199H264V197H262ZM262 199H260V200H262ZM145 200H147V202L145 201ZM158 200V199H157ZM185 201V200H187L186 198L185 199H182L181 198V201L179 200L178 201V199H177V201L178 202H176V201H170V202H172V204H169L170 206L172 205V206H174L175 205V207L177 208V206H179V208L178 209H181L180 208V206L183 204V205H185L186 204V202H185V204L183 203V201ZM209 200V199H208ZM207 200V201H208ZM224 200V199H223ZM246 202H247V200H246V198L244 199ZM257 200V199H256ZM260 200H259V202H260ZM116 201V202H115ZM159 201V200H158ZM157 201V202H158ZM197 201V200H196ZM199 201V200H198ZM203 201H205V200H203ZM219 201V200H218ZM250 201H248L247 203H249ZM262 201H264V200H262ZM261 201V202H262ZM170 202H167V203H170ZM190 202H192V201H190ZM209 202V201H208ZM237 202V201H236ZM254 202V201H253ZM252 202V203H253ZM258 202V201H257ZM257 202H254V204L255 203H257ZM189 203V202H188ZM187 203V204H188ZM203 203V202H202ZM204 203H207V202H204ZM203 203V204H204ZM251 203V202H250ZM117 204V205H116ZM160 204H162L161 202H160ZM186 204V205H187ZM220 204V203H219ZM235 204V203H234ZM141 205H144V207H141ZM157 205H159V203L157 204ZM156 205V206H157ZM167 205V204H166ZM169 205H167V206H169ZM185 205V206H186ZM207 205H210V203L209 204H207ZM232 205H233V203H232ZM240 205V204H239ZM244 205V204H243ZM248 205H250V204H248ZM253 204H251V206H252ZM260 205L262 206V204L260 203ZM163 206H164V202H163ZM170 206H169V208H170ZM216 206V205H215ZM223 206V205H222ZM227 206H229V205H227ZM233 206H235V205H233ZM246 207H247V204L245 205ZM254 206V205H253ZM252 206V207H253ZM118 207V208H117ZM160 207V206H159ZM162 207V206H161ZM166 207V206H165ZM182 207V206H181ZM192 207V206H191ZM195 207H198V206H196L195 205ZM204 207V206H203ZM213 207V206H212ZM172 209H170V212L172 211V212H174V210H173V208L174 207H171ZM184 208V207H183ZM182 208V209H183ZM193 208L194 207H192V210H193ZM210 208H211V206H210ZM216 208V207H215ZM236 207H234L233 209V211H235L236 212V209H235ZM245 208V207H244ZM255 208V207H254ZM256 208H257V205H256ZM255 208V209H256ZM129 209H131V211L130 212H127V211H129ZM162 209V208H161ZM175 209V208H174ZM188 209V208H187ZM222 209V208H221ZM226 209V208H225ZM231 209V208H230ZM238 209V208H237ZM242 208H240V210H241ZM261 209V208H260ZM154 210H156V209H154ZM177 210V209H176ZM192 210H191V212H192ZM196 210V209H195ZM194 210V211H195ZM198 210H199V207H198ZM228 210H229V208H228ZM239 210V211H240ZM262 210H264V208H262ZM158 211V210H157ZM167 211V210H166ZM184 211V210H183ZM187 211H189V210H187ZM212 211H213V209H212ZM222 211V210H221ZM233 211H232V213H233ZM238 211V210H237ZM253 211V213H254V210H252ZM144 212V211H143ZM171 212V213H172ZM201 212V211H200ZM206 212H208L209 213V210L208 211H206ZM205 212V213H206ZM220 212V211H219ZM231 212V211H230ZM242 212V210L239 212V215H240V213ZM244 212V211H243ZM242 212V213H243ZM245 212H246V210H245ZM257 212L258 211H256V216L255 217H251L252 218V220H251V218H249L250 217V215H248V217L246 218V216H245V218L246 219H248V220H246V221H248L247 223H244V224H247V225H249L248 226V229H249V227H250V230H249V232L248 231H242V233L243 232H245V234L243 233V235H245L244 237H243V235L241 236V234H239V233H237V234H239V237H236L234 240L236 241V239H237V241L238 242H240L241 243V241L240 240H243L244 238L246 239L247 238V240H248V238H249V240L247 241V240H245L244 239V243L245 242H249V244L247 245L246 243H245V246H244V243L242 244L246 249V251H249V247H251V244L254 242L255 244H257V247L260 245L261 247H264V213H261L260 214V212H258L259 214H257ZM262 212V211H261ZM144 213H146V212H144ZM156 212H154L153 214H155ZM168 213V212H167ZM178 213H179V211H178ZM177 213V214H178ZM197 214H198V212H196ZM204 213V212H203ZM247 213V212H246ZM245 213V214H246ZM251 213V212H250ZM252 213V216L254 215ZM138 214H140V215H138ZM160 214V213H159ZM188 214L190 215V211L188 212ZM193 214H194V212H193ZM192 214V215H193ZM197 214H195V215H197ZM210 214V213H209ZM222 214H223V212H222ZM229 213H227V215H228ZM235 214V213H234ZM233 214V215H234ZM244 214V213H243ZM157 215V214H156ZM166 215V214H165ZM187 215V214H186ZM201 215V214H200ZM205 215V214H204ZM224 215V214H223ZM232 215V214H231ZM233 215L231 216V217H233ZM237 215V214H236ZM242 215V214H241ZM247 215V214H246ZM151 216V215H150ZM167 216V215H166ZM194 216V215H193ZM199 216V215H198ZM207 216H208V214H207ZM235 216V215H234ZM145 217H147V218H145ZM162 217V216H161ZM170 217V216H169ZM201 217H203L202 215H201ZM211 217V216H210ZM218 217H219V215H218ZM218 217H217V220H218ZM244 217V216H243ZM167 218V217H166ZM184 218H187L186 216L184 217ZM220 218V217H219ZM236 218H238V216H236ZM235 218V221L237 220ZM180 219V220H179ZM189 219H191V218H189ZM193 219V218H192ZM205 221H206V219H205V217L203 218ZM202 219V220H203ZM220 219H223V218H220ZM227 219H229V218H227ZM187 220V219H186ZM201 220V219H200ZM212 220V217H211V219L210 220H208V222L209 221H211ZM217 220H215V221H217ZM224 220V219H223ZM222 220V221H223ZM149 223H148V222ZM152 221H153V219H152ZM164 221V220H163ZM177 221L179 222V223H177ZM194 221V220H193ZM219 221V220H218ZM228 221V220H227ZM234 221V222H235ZM238 221V220H237ZM147 222V223H146ZM240 222H241V219H240ZM244 222V221H243ZM155 223V222H154ZM167 223V222H166ZM227 223V222H226ZM232 223V222H231ZM212 224V223H211ZM213 224H216L215 222L213 223ZM221 224V223H220ZM239 224V223H238ZM241 224H243V223H241ZM153 225H155V224H153ZM159 225V224H158ZM164 225V224H163ZM167 225V224H166ZM221 225H223V224H221ZM233 225V224H232ZM218 225H216L215 227H217ZM230 226H231V224H230ZM239 226V225H238ZM246 226V225H245ZM188 227H189V229H188ZM208 227V228H207ZM214 227V228H215ZM237 227V225L235 226V228ZM243 227V226H242ZM242 227H240L241 228V230L242 229H244V228H242ZM152 228V229H151ZM155 228V229H154ZM159 228V227H158ZM167 228V227H166ZM169 228H170V226H169ZM177 228H178V230H177ZM207 228V229H206ZM164 229V228H163ZM209 229V231H207ZM213 229V228H212ZM223 229H224V227H223ZM226 229V228H225ZM246 229H247V227H246ZM246 229H244V230H246ZM154 230V231H153ZM213 230H215V229H213ZM227 230V229H226ZM230 230V229H229ZM228 230V231H229ZM232 230V229H231ZM235 230V229H234ZM240 230V231H241ZM156 231H159V230H157L156 229ZM193 232V233H190V232ZM239 231V232H240ZM222 232V231H221ZM226 232V231H225ZM166 233V232H165ZM165 233H164V235H165ZM170 233V232H169ZM214 233V234H215ZM228 233V232H227ZM230 233V232H229ZM234 233H236V232H234ZM241 233V232H240ZM215 234V235H216ZM162 235V236H161ZM223 235V234H222ZM234 235H236V234H234ZM166 238V239H164V238ZM177 237V238H176ZM231 237H233V236H231ZM242 237H243V239H242ZM226 238V237H225ZM176 239V240H175ZM231 239V238H230ZM168 240H170V242L168 241ZM175 240V241H174ZM223 240V239H222ZM168 241V242H167ZM228 240H226V242H227ZM236 241V242H237ZM213 242V243H212ZM234 241L232 240V243H233ZM236 242H234L237 246H238V242L236 243ZM251 242V243H250ZM212 243V244H211ZM233 243V245L232 246H234L235 244ZM254 243H253V245H252V247L254 246ZM224 245H225V243H224ZM229 245V244H228ZM235 245V246H236ZM241 245V246H242ZM226 246H227V243H226ZM236 246V247H237ZM247 246H248V248H247ZM229 247H231V245L229 246ZM239 247V246H238ZM251 247V248H252ZM261 247H259V249L261 248ZM223 248V249H222ZM241 248H243V247H241ZM240 248V249H241ZM236 249V248H235ZM255 249V248H254ZM226 250H229L228 248L226 249ZM242 250H244V249H242ZM258 250V249H257ZM253 251V250H252ZM255 252H257L256 251V249L254 250ZM253 251V253H251V255L253 254L254 255V252ZM251 252V251H250ZM231 253V252H230ZM261 253H264V252H261ZM229 254V253H228ZM258 254V253H257ZM231 255V254H230ZM256 255V254H255ZM251 257H253V256H251ZM250 257V258H251ZM257 257V256H256ZM233 260H232V259ZM254 258V257H253ZM259 258V257H258ZM260 258H262V257H260ZM259 258V259H260ZM254 259H256V258H254ZM258 259V260H259ZM251 260V259H250ZM253 260V259H252ZM251 260V261H252ZM261 260V259H260ZM262 260H264V259H262ZM246 262H247V260H245ZM250 261V262H251ZM249 262V261H248ZM253 262V261H252ZM260 262V261H259ZM257 263V262H256ZM255 263V264H256ZM262 263V262H261ZM246 264V263H245ZM251 264V263H250ZM253 264H254V262H253Z\"/></svg>",
	"mask_w": 264,
	"mask_h": 264
}]
</instances>
